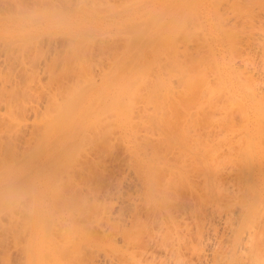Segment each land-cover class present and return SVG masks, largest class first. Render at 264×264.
I'll list each match as a JSON object with an SVG mask.
<instances>
[{
    "label": "rangeland",
    "instance_id": "374dc122",
    "mask_svg": "<svg viewBox=\"0 0 264 264\" xmlns=\"http://www.w3.org/2000/svg\"><path fill=\"white\" fill-rule=\"evenodd\" d=\"M8 1H6L7 5H8ZM17 1L18 0L10 1L9 2L10 5L5 8L6 12L3 11L0 13L1 14V17H0L1 18L0 19V49H1L0 50V57H1L0 58V65H1L0 66V80L1 81H0V83L2 81H4L3 77H5V81L8 83H9L8 80L13 78L10 81V83H11L12 81H14L15 77L18 76V74L20 75V73H21L20 68H22L20 65L22 64V61H23L21 54L23 52V49L25 48L24 53H26L25 51H27V53H26V55L24 54V56H26L25 59L26 60L28 59V62L25 61L26 63H23V64L31 72L27 73V71H29V70L26 69L27 75L25 76L24 80H28L29 82L24 81L23 86H25V85L27 87L31 86L29 90L33 93H30V91H27V93H29V94H27L24 97V100L22 101L23 104L21 103L22 108L25 107V109H23V111L20 112L21 115L17 114L18 116H21V118L17 117L18 119L14 120V116L12 117V119L10 118L11 116H7V119L9 121L12 120L13 122L17 121L19 123H22L25 128L24 127H22L24 129H22L21 127H18V128L19 129L21 128L26 133L29 132V131L27 132V130H30V128H32L34 120H35L34 119L35 116H34L33 111L36 108H34V107L36 106L38 108L41 106V108H42V106L46 105V103H47V98H48L47 93L48 92H46V93L44 92L47 90L43 89V87H41V84H38L39 86L37 84H35V83H39L40 78H42V77L45 78L46 74L45 75L43 74L44 73L43 66L45 65L44 64L45 60L49 56L48 54L46 56V53H49L50 55H52V53H54L53 51H56V50L59 51L56 46H58V48H60V50H64L63 52L67 53L66 50L68 47H70V44L69 45L66 44V46H64V44L67 41H69L65 38L68 35L67 32L70 33L72 31V32L79 33V35L84 34V36L82 37L83 39H84V37H85V39H88L89 37L86 38L88 35H90V36L93 34H94V36L96 35L95 40L93 39L94 36H93V38H91V43H94L92 48H94L96 45V48L94 50H96L99 46V45H97V42L99 44V41H101L99 39L102 38V41H103L104 38L106 39V37H108V39L110 40V43L108 41H107V43H109V45L113 44L114 49L117 46H120L119 44L122 45V46H120L121 51L117 47L118 50L120 51V52L119 51L118 52L119 53L122 52V54H120V56L118 55L119 58L118 59L116 58L117 61H114L115 59L113 60L115 62L114 64H113V62H111L112 59L108 61V58L111 54L108 57L106 56L107 62L110 63V64L106 63L107 67H110L108 69L109 70L108 71L105 68L106 65L104 66V64H103L102 67H104V68H101L102 64L100 66L97 65V62L99 60L98 57L102 54L101 51H100V55H99V50H98L99 56L96 57L97 56L96 55L97 53H95L96 51L93 52V50H91V53H95V55L92 54L93 57L92 56L91 57L94 58V61H95V58H98V60L96 59L97 61H95L97 67L93 68V71L95 70L94 71L95 74L91 73L92 76L91 75L90 76L91 77H94V76L98 77L96 79V81L100 80V81H98V83H100L102 81L106 82L107 80H111L113 85H114V83L117 84V89H114V90H117L118 93H114V94L112 93L109 96H107L110 98L112 96V100L108 101L107 104L110 106L109 109L110 108H111V110L113 109L112 110L113 113L109 112V115L107 114V117L108 118L111 117V118H109V120L111 121L113 119L112 115L116 114V115H114V116H116V122H114V119L111 121L112 123L110 122V124H113V125L115 124V125L114 126L111 125L112 128L110 129V126H109L110 124H103L104 122L106 123L108 120L107 118H105L106 117L105 115H104L105 116L104 118L107 120L102 122V125H100L101 129L103 130L102 135L104 133V130L106 133V136L104 135L103 137H105L106 139L109 138V140H106L104 138L105 140L103 139V141H102V140H100L102 138H100L95 145L93 144L94 147L92 148V150L90 148L91 144L95 140H97L98 137L101 135H98V136L95 135L97 132L99 133V131H97L98 129L96 128V131L94 133V129L92 128V127L95 128L97 126V123L100 124V122H96L95 123L96 125L93 122L94 126L93 125L90 126L89 124L92 123V120L96 121L95 116L98 113L97 111L98 110L102 111L101 108L104 109V108H106L105 105H107V104H105L106 102H103L102 104L95 106L94 105L95 99H96L95 98L96 94H95L93 97L89 96L91 98V100H92V98H95L94 101H92L91 103L88 102V124L86 126H89L90 128L88 127L89 131L86 134V136L88 135V137H86V139L91 138L90 134H92V133L94 134L93 136H95V137H92V139H90V141L93 140V142L91 141L92 143L86 142V143H88L90 150L87 151L88 148L85 146L86 143H85V145H82V143L84 144V141H89V140H85V139L83 140L82 139V143H80L83 135L81 137H78L77 139H75L74 141H72L70 143L66 142V144H69L68 146H66V147H68V149H70L71 146L74 144L75 145L77 144L76 146H79V143L82 145L80 147H82L81 149H83V152H84V153L82 152L83 156L85 155L87 160L84 158L85 159V162H84V159L81 158L83 156L81 154H80L81 157H79L80 155H77V153L79 154V152L82 150L80 149V147H76L74 149L80 150L78 152L76 150H74L77 152V153H75L76 156L79 157L80 160L83 159L82 161H80L76 157L78 162L80 161L81 164L82 163L86 164L88 162V159H90V160L94 159L92 162H95L94 164L97 163L96 164L97 166H91L89 164L91 166V168L89 167L88 169H91L89 171H91L92 173L87 171L88 169L86 170V168L84 167V170H85L84 173L89 172V173H86L87 176L91 175V176H88L89 180H92L91 183L88 181V177L85 176L86 174H84L82 171H81V173H83V176L87 178V181L89 183V184L87 183V185H86L87 181L84 177L82 178V177L77 176V175H80V170L77 169L79 172L73 171V172L77 173L73 176V174H74L72 172L73 168L71 167L72 170H71V168H70V170H68L69 167H67L65 165L66 163L69 166L71 165V163H72L71 159H73L72 158L73 156L75 159V154L72 156L73 153H72L71 149L68 151V152L72 153L69 156V158L67 157L68 152L66 153V157H65V158H67V160L65 159L66 161L64 160L65 154L62 155L63 154L62 153V154H60V155H62L61 159L58 160L59 155L56 156L55 158H52L53 161L56 158L58 161L56 160L55 164L53 163L52 166H48L47 168H49V167L50 168L48 170L44 169L43 172L37 171L34 173H27V174H24V172L22 173V170L24 167L33 164L35 162L34 160L37 161L38 154L35 155L37 152L34 150L36 148H39V147H37V145L35 146L36 148L34 147V149H32L36 153H32V155H31V151H32L31 150L30 154L28 153L29 155L25 154V156H28L29 159L31 156L34 157V158L31 157V159H32L31 161L28 160L27 158H24L25 157L24 156L23 158L25 160H28L29 162L27 161L25 163L24 159H22V161H23L22 163H25L23 165L21 163V159H19L20 161H18L17 164L19 165V163H21L20 165L22 167L20 165L18 166L19 167L18 169L16 167H14L17 169V171L12 170L13 171L12 172L10 170L12 173L8 172V173H10V175H8V173H7V177L3 181H5L7 179L9 181H12V180H15L16 178L19 177L20 182L16 181V182H14V183H16V185H13L14 183H12L8 187L5 186L7 189L4 187L0 188V204H1L0 210L2 208L1 206H3V208H4V206L9 207L8 202L10 200H12L13 197H14L13 198V200H14L16 195H18L20 193L23 194L22 191H24L26 188L29 189V191L31 190L30 194H29V191H27V189L25 190L24 193L26 194V191H27V195H29V196L32 193L33 197L30 196V198H31L30 200H33L32 202H29L30 200H27L28 201V203H27V201L25 202V199L22 200V198L17 199V201H19L18 203L24 201L23 203H20L23 206L25 205L24 203H27L30 205L33 203L32 204L33 208L31 209L32 206H30V209H31L30 211L28 208L26 209V210H28V213H32L31 216L26 217L27 220L29 219L28 217L31 218V219H29L30 223H28L25 218H24V220L22 219L23 221L20 220L21 222H23V223L25 222L28 225H30V226H28L27 224L25 225V223L24 224L22 223L23 225L28 226L30 231L28 230L29 234L27 235L28 236L27 237L26 234H27L28 228H25V226H24V228H21L24 231L26 229V231H25L26 234L21 229L20 230L17 229L18 226L21 227V225H20L21 222L18 219L25 212L23 211V206L20 207L19 206L20 204L18 205V203L14 200V202L17 204L14 206H18V208H20V210H22V212L17 211V213H19V214L22 213V214L21 215L16 214L17 216H15V215L13 216V212H14V214L16 213V211H13V208L11 211L12 215H11V213L9 215V212H10V211L8 212V210H10L9 208H7L8 210H6V211L8 212L9 223H11V221H13V219H15L14 223H18V221H19L20 224H17L16 228L14 227V223L12 224L13 228H10V225L8 224L9 230H7V228H6V227H8V225H7L5 227L6 231L5 230H4L5 232L3 231L5 235L2 234L3 232L1 230L0 238H2V240L4 238V240L3 241L1 240V241L4 242L6 240V242H7V243L5 242L6 245L8 244L7 246H10V247L7 248L6 245H5L6 247L4 245H2L5 243L0 242L1 243L0 245L4 246L3 248L0 246V251L3 249L0 252V257H1L0 261L2 262L5 260V264H6V262H7L6 258L10 257L13 260V262L11 260V264H20V263L21 264H103V263L104 264H214V263L215 264H255V263L264 264V259H263L264 258V248H263L264 247V244H263L264 243V109H263L264 108V84H263V82H264V43H263L264 42V35H263L264 34V0H224V2H223V0H218V2H217V0H213V1L212 0H140V1L136 0V1H139V3L137 2V4H139V6L136 3L135 4L133 3L135 5L134 7H133V4H131V3L129 4L127 2H129V1L134 2L135 0H132V1L131 0H124V2H123V0H121L122 2L120 0H118L119 2L117 0H116V2H115V0H114V2H113V0H112V2H111V0L110 1L108 0L109 2H107V0H104V1L103 0H96V1L93 0V1H95V3L93 5H95V4L99 5L98 7H100V8H98L96 6H95L96 8H93L94 6L91 4V2H93V1L91 0V2H88V6H87L90 10V11L88 10V24H87V27L81 28V30H80V28H78V25H75L72 30L70 29V27L72 25L69 23V20L71 18H73L74 16L79 17L76 14L77 12H74L73 10L67 8V4L69 3L70 0L69 1L68 0H50L49 3L46 2V3H48L47 8H49V10L51 11V14L53 12H55L54 14H56V12H57L56 15L53 14L51 18H47V19L45 17L42 18L41 12L37 11V10L42 9L41 7H38V5L41 4L40 0H25V1L21 0V2L24 1V4H25V5L22 4L23 10L25 9L26 5L28 8H30V7L33 8V11H34V8L36 6V10H35V12H32L31 9H28V10H31V12H32L31 14L29 13L30 15H27V13H26L25 14L26 16H20L16 20V22H12V23H14V24H12L5 18L9 14H11L10 12L15 13V12H18L19 9H21V11H23L22 7H21V3H19L20 4V6H19V4H17L18 3ZM34 1H37V2L39 1V2L37 3ZM88 1H90V0H88ZM97 1H99L100 3L104 2V4L103 3L100 4ZM3 2L4 1L1 0L0 5L6 6V3H4L5 4L4 5ZM117 2L120 3L119 4L120 6L125 2L127 4L124 5L125 6L124 9H123L124 6L123 7L121 6L122 7V9H121V7L118 6ZM140 2H143V3L140 4ZM75 3H77V2H74V4ZM110 3H112V4H110ZM113 3L115 6L120 7V10H119V8H117L115 6H114V8H115V10H114L113 9ZM115 3H117V5ZM16 4L18 6H16ZM49 4H50V7H49ZM56 4H59L60 6L59 5L57 6ZM107 4H108V7L110 6V11H109L108 7H106V9L108 10L107 11L108 13H106V11H104L105 9H101V6H100V5L105 6ZM55 5L57 7H55ZM79 5H82V4H79ZM128 5H130L132 7L129 6V8H127ZM103 6H102V8H103ZM19 7H21V8H19ZM54 7L56 9L58 8V11L56 9L54 11V9H53ZM136 9L137 10L141 9L140 15H137L135 17H131V16L129 17L127 15V13L129 11H133ZM28 10L26 9V11H28ZM43 11H45V10L43 9ZM46 11H48V9ZM99 11H101V13H99ZM103 11H104V13H103ZM7 12H9V13H7ZM125 12H126V15H122ZM33 13L36 16L32 15ZM37 14L38 15L40 14V18H38L39 16ZM106 15H107V17H106ZM42 16H44V15H42ZM130 18H132V19H130ZM134 22H138V24H136V23L133 24ZM149 22H151V23H149ZM184 22H186V24ZM146 23L149 25L151 24V25L149 26ZM111 24H112V26H110ZM106 25H108V26H106ZM145 25L148 26L147 30H144V28L146 29ZM182 25H184L183 27L186 26V28H182ZM138 26L140 27V29L142 28L143 33L139 29ZM159 26L161 28H159L157 30V28ZM132 27H135L138 30L137 29L135 30V28H133L134 29V31H133ZM114 28L116 31L114 30ZM129 28L132 29L133 33L130 32L131 30ZM197 28H198V30H197ZM110 29L112 30V32H110L111 31ZM127 29H128V31H126ZM123 31L126 32V36H128V39L123 38V37L126 38L125 32H123ZM135 31H137V32H135ZM180 31H182V32H180ZM11 32H15V34L12 35L13 37L10 35ZM58 32L60 34H58ZM62 32H66L67 35L61 34ZM97 32H98V35H100L99 33H101V35L103 34V36L100 38V36H98L96 34ZM129 32L131 33V34H129L130 36L127 35ZM134 32L135 33L140 32L142 35L140 36V33H138V36H140V38H137V36H135V38H137V39H135V38L134 39L138 40V41L132 42L134 44L133 45L131 43L130 39L132 40V38L134 37V36L132 37V35L135 34ZM76 33H73V34H75V36H77ZM104 33L107 34V36L104 35ZM56 34L58 35V39H57ZM109 34L112 35L111 39L109 38V36H110ZM42 35H43L44 39L42 38ZM59 35H62V36L65 35V37L64 38L62 36L59 37ZM52 36H54L55 39ZM71 36H72L71 39L75 38L74 35L70 34V37ZM67 37H69V35ZM97 37L99 38L98 39L99 41L96 40ZM113 37L116 40H112ZM196 37H200V38H196ZM37 38H41V40L39 41V39H37ZM52 38H53V40H52ZM59 38H60V40H59ZM20 39H22V40H20ZM61 39H62V41H61ZM85 39H84V41H86ZM105 39H104V41L106 42ZM119 39H123V41H121ZM55 40H56V42H55ZM75 40H77V38ZM75 40H72V41L75 42ZM79 40H81L80 37H79ZM117 40H119L121 43H119V41L117 42ZM189 40H190V42H189ZM256 40H258V41H256ZM72 41H69V42L71 43ZM93 41H95V42L97 41V42L95 43ZM127 41H129L131 43V45H129L130 43L129 42L127 43ZM171 41H172V43H171ZM82 42H83V40H82ZM86 42H88V44H89L90 40L86 41ZM114 42H115V44H114ZM169 42H170V44H169ZM188 42L190 45L188 44ZM260 42H262V43L260 44ZM48 43H49V45H48ZM72 43H71V45L73 46V48H76V45L74 47V43L73 44ZM117 43H119V44L117 45ZM123 43H125V45ZM185 43H187L188 46ZM103 44L105 45V43H103V42L100 44L101 48H102ZM11 45H12V47H10ZM21 45H23L22 48H21ZM106 45L108 46V44H106ZM106 45L104 47H107ZM113 45H112V47H113ZM127 45H129L128 46L129 49L126 48ZM1 46H3L5 49ZM54 46L56 47V50H55ZM72 46H71V48H72ZM88 46H89V49H91L90 45H88ZM91 46H92V44H91ZM166 46L167 47L170 46V49L167 48ZM171 46H173L175 48L176 52L172 49L173 47L171 48ZM186 46L188 47L189 50L195 51V52L192 51L193 54L195 53L194 54L195 56H194L193 54H191V52L189 50H187L188 53L190 52L191 56L193 55L192 58L194 60L197 59L196 54L198 55V53H200L198 55V57H200L202 55V57H200V60L201 61L204 60V61L201 62L198 59L199 60L198 63L194 62L195 64H192V65L189 63L190 66L184 65V66H186V67H184L183 64H185V62L182 64V62L179 60L185 59V57H184V59L182 58L185 54L184 55H182V54L186 51V48H187ZM27 47H28V49H30L31 47L32 48L28 51ZM45 47H46V50H45ZM65 47H67V48H65ZM83 47H81V48H83ZM164 47H166V49H167L166 51L164 50L165 49ZM197 47H199V48H197ZM200 47L203 49V51H201ZM47 48L49 49L50 52L49 51L47 52V50H48ZM51 48L52 49L54 48L53 51ZM117 48L114 50V52L117 50ZM179 48L181 49L180 53L182 52V49H184L182 54L179 53V50H180ZM194 48H196L197 50H195ZM204 48H206L207 50ZM257 48H258V50H257ZM6 49H7V51H6ZM19 49H21L22 51ZM89 49H88V56H89V58H91ZM99 49H100V47H99ZM123 49H125L124 55H123ZM126 49L129 51H127ZM161 49H163V50H161ZM9 50L10 51L12 50L11 51L12 53L9 52ZM71 50H70V52H71ZM171 50L173 53L178 52V54H177L178 57H176L177 55L175 53H174L175 57H173ZM4 51H5V53H4ZM17 51H19V52H17ZM38 51H40V52H38ZM43 51H45V52H43ZM140 51L143 53H146V55L144 57H141L138 55V57L136 58V61L134 60V62L131 63L130 62V58L132 57L131 54L132 53L133 54H139ZM163 51L167 52V54H165ZM28 52H29V54H28ZM42 52H43V54H42ZM14 53H16V54H14ZM19 53H20L19 59L22 58L21 62L19 60H17V58H16V55L18 57ZM115 53H117V52H115ZM119 53H117V54H119ZM161 53H163V54H161ZM185 53H187V52H185ZM205 53L206 54L208 53L207 56ZM7 54H11V55H9V56H12L11 60L14 58L13 55H15V58L17 60L16 62H15V60H14V62H13V60L12 61L10 59L8 60V61H11V63H16V64H14L15 65L14 67L13 66L7 67V66L11 65L10 62H8V63L6 62L7 61L6 59H8V56H5V55H7ZM40 54H42V55H40ZM179 54L182 57H180ZM113 55L115 57L117 56L116 54H113ZM166 55H168V56H166ZM163 56L167 57L166 58L167 61H165L163 59L164 63H163V61L159 62V60H162ZM169 56H171L170 59L173 57V61H172V59H171V61H170V59L168 60ZM187 56H186V58L188 59V61H190L192 63L193 59L189 60V58H191V57L188 58ZM208 56H209V58H211L210 62H207V61H209ZM5 57H6V59H5ZM34 58L36 60H34ZM106 58H104L103 61H106ZM110 58H111V56H110ZM112 58H113V56H112ZM177 58L178 59L180 58V59L178 60ZM2 59H4V60H2ZM37 59H39V60H37ZM174 60H176V62ZM92 61H93V59H92ZM156 61L159 62L157 65H156ZM168 61L171 64L173 63L172 67L170 66L171 68L170 67L164 68L165 63L167 62L166 64H168ZM95 62H93V64L91 63V65H94ZM178 62H180L181 64ZM32 63L34 66L32 65ZM153 63L156 65L155 70L157 69L158 72L154 71L155 65ZM160 63L164 64V65L162 64L164 70H166V69L171 70V71L170 70L165 71L167 73V74H165L167 80L165 78V75L162 76V74H164L165 72L163 71L164 72L163 73V72H161V69H159V68H161L159 66V65H161ZM175 63H176V67L175 66L173 67V65H175ZM177 63L180 64L182 67H184V68L181 67L183 71L186 70L187 68L188 69L190 68L191 71L187 69L188 72H183V73H186V74H184L186 77L181 74L182 73L181 68L179 66L177 67ZM25 64L26 65L28 64V65L26 66ZM35 64L37 65L36 67H35ZM111 64H113V66ZM146 64L147 65L149 64L150 67H151V64L153 65V69L151 68V71H153V72H151V73H153L154 75H155V73L156 74L159 73V75H161V80H163V81H160V82L158 81V82H159V84L162 83L161 84V86H163L162 90H160L161 87L159 85H157L158 83L156 82L159 77L155 78V76H158V74L153 77L156 79V80L153 79L154 83L156 82L155 84L157 85V87L159 86L160 89H158L159 87L157 88L156 86H155V88L157 91L160 90L161 94L165 89V91H166V92L164 91L165 92L164 94H166L165 96H169L170 93H172L171 95L175 94V96H176L177 93L179 92L178 90L181 89V91H182V92L180 91L181 97H180L179 93L176 97L173 95L175 97L174 99H172L173 97L171 95L170 96L172 98L170 96H169L170 98L167 97V99H171V101L176 100L175 102L180 103V104H174L175 102L172 101V103H171L170 100H167L168 102L170 101V104H172V105L168 104L170 107L176 106L175 108L174 107L172 108L173 109L172 111H171L170 107H168L167 102L164 101V97L162 96L163 94L160 95V93L159 94L157 93L159 95V96H156V97H158V99L155 98L156 100H154V96H153L154 93L152 95V93L150 92V91L153 92L154 90H149V92L151 93V95L153 97L152 99L154 101L151 98L149 99V97H151V96H150V94H148L149 97L146 96L147 94H145V93L148 91V88H145V85L141 86V87L144 86L143 91L145 89H147L146 91H144L145 93L142 92V94L144 96L141 95L142 97H139L141 93L138 94L139 96L138 95L136 96L137 93H134L133 88L136 86V81L138 82V80H140L142 76L146 77V75H148L147 76V78H148L151 74L150 69L148 68V66L146 67ZM186 64H188V63H186ZM39 65L40 66L42 65L41 66L42 71L40 70L41 68ZM91 65H89L90 68L94 67ZM195 65H196V67H198L197 71H196L197 68L195 67ZM198 65H200V66H198ZM28 66H30V67H28ZM168 66H169V64H168ZM144 67H146V68H144ZM209 67H212V68L210 69ZM8 68H12V69H8ZM38 68H39V71L37 70ZM90 68H89V70H91ZM98 68L101 70L105 69L107 71L104 70V72H106L104 74L103 71H99ZM147 68L149 71L146 70V72L148 71V73H150V74L147 73L145 75V73L144 74L142 73V70L143 69L145 70ZM177 68H179V70ZM16 69H17V71H16ZM199 69H201V70H199ZM6 70H8L9 72H7ZM32 70H33V72H32ZM89 70H88V72H89ZM96 71L99 74L103 73V76H100V78H99V74L97 75ZM176 71L180 72V74H178V72L176 73ZM10 72H11V76L9 78L8 75H10ZM35 72H36V74H33ZM41 72H42V74H41ZM143 72H145V71H143ZM168 72L169 73L171 72V73L169 74ZM173 72H175L174 77H172L174 80L171 77L170 78L167 77V76H170L171 74H172L171 76H173ZM189 72H190V74H191V72H195L196 75H198V74L199 75L197 77H194L195 78L194 79L193 76H195V75L192 73L193 75L191 74V76H192L191 77ZM29 74H31V75L33 74V75L31 76ZM213 75H215V76L213 77ZM13 76H15V77H13ZM182 76L185 78H189V77L190 78L187 80L186 79L183 80ZM202 76L204 78H206V80H204L206 82L201 81V80H203V79H201V78H203ZM207 76H209V77H207ZM32 77H34V78H32ZM95 77L92 79L95 80ZM143 77L141 80L144 79L146 81L147 78H145V77L143 78ZM175 77H177V78H175ZM178 77L180 78V80L182 77V80L187 81V82L183 83V81L177 80ZM59 78H60V76H59ZM133 78L135 80V84L131 83V85H129L130 79L132 80ZM6 79H8V80H6ZM42 80H43V78L41 79L40 83L41 82L43 83V81H45V79L43 81ZM86 80H88V79H86ZM144 80L141 81V83L139 82L140 84L138 86H140L141 84H144L143 83ZM153 80H152V76H150L151 82L149 84H152V86L149 85L150 87H153L155 85L152 83ZM158 80H160V78ZM170 80H172V81L170 82ZM189 80H193V82L195 83V84L194 83L192 84V85H194L193 88L190 87V86H192V85H190V83L192 81L189 82ZM47 81H48V79H47ZM88 81L90 82L91 80L89 79ZM164 81L166 83H168V85L170 84L171 87H173L172 85L175 82L176 85L174 84V86H176V87L170 88V86L168 87V85ZM244 81H245V83H244ZM4 82H2V83H4ZM132 82H134V81H132ZM146 82H145V84L147 85V83L149 81L147 83ZM178 82L179 83L182 82V85L186 84L184 87H186L187 91L192 90L191 94L188 92L190 95L189 94L184 95L185 93H187V91H185V89L182 90L184 87L180 86L181 84H179ZM171 83H172V85H171ZM57 84H58V82L56 81L55 85H57ZM35 85H37L38 87ZM53 85H54V83H53ZM55 85L53 86V90L58 87V86L55 87ZM132 85H134V86H132ZM164 85L167 86V88ZM217 85L218 86L220 85V86L218 87ZM138 86H136V88ZM149 86H146V87H149ZM33 87H34V91L32 90ZM105 87H106V85L104 84L103 86H100L98 88V90L102 91L105 89ZM248 87H250V89ZM38 88H40V89L38 90ZM169 88L171 91L169 90ZM176 88L178 89L177 93H176V90H174ZM206 88H207V90H206ZM112 89H113V86H112ZM132 89H133V92H132L133 96H135L136 100L139 98L137 101H135V99H132L131 101H135V102H132L133 104L130 101L131 98L129 99L127 96L128 94H129V96L132 95V93L130 92V91H132ZM40 90L42 91L43 94H40L41 93ZM38 91H39V93H38ZM135 91H137L139 93L142 91V89L140 88L139 91L138 90H135ZM204 92L207 93V94H205V96H203ZM210 93H211V95H209V97H208V94H210ZM49 94H52V93H49ZM39 95L40 96L42 95L41 96L42 98ZM115 96H117V100L114 98ZM27 97H28V99H27ZM35 97H36V99H34ZM38 97H40V98H38ZM49 97H50V95H49ZM146 97H147V99H146ZM159 97H163V100L159 99ZM140 98H141V100L143 99L141 102H140ZM148 99L150 100L149 104H148ZM165 99H166V97H165ZM158 100H160V101H158ZM120 101H121L122 105L119 104ZM126 101L128 104L129 103L132 104L131 107L134 108L132 110L133 112L135 110V112H134L135 116H134L133 112L129 109L128 104H126ZM157 101H158V103L159 102L161 103L163 101L166 104V106L164 104L163 105L165 106L164 109L167 111H164V112H163V110L161 111L164 113L163 115L159 109L156 110V112L152 111L153 110L152 109V107H153L152 102L154 103ZM203 101H205V102H203ZM1 102L2 101L0 100V103ZM24 102H25V104H24ZM113 102H114V104H113ZM190 102H192L193 105H190V104H192ZM196 102H198V103H196ZM135 103H137V104L135 105ZM144 103L146 106L144 105ZM182 103L183 104L185 103L184 106ZM36 104L39 106H37ZM130 104H129V106H130ZM0 105H1L0 106V115H1L2 111H4L5 107H4V104L2 106V103ZM27 105H28V107H27ZM108 105H107V107H108ZM201 105H202V108H201ZM29 106H30L31 110H30ZM113 106H114V108H113ZM134 106H136L137 108ZM138 107L140 109H141V107H143V108L141 109V111H138L137 110ZM147 108H148V110L151 108L149 110L148 114L144 113L147 116H151L152 113L155 116L158 112H160L161 114L159 113L155 117L151 116V117H154L151 119H150V117H147V116H146V118H143L145 115L140 114V113L142 112L143 109H144L143 111L146 112ZM167 108H169V109H167ZM199 108H201L202 111L199 110ZM203 108H205V109H203ZM32 109H33V111H32ZM43 109L45 110V112L46 111L49 112L48 109H50V108H48L47 110H46V108H43ZM43 109H42V111H44ZM94 109H96V110L93 112H90L91 110H94ZM106 109L108 110V108H106ZM128 109L130 110L129 112H128ZM194 109L195 110L197 109V110L195 111ZM105 110H103V112H105ZM168 110L171 112L169 113ZM100 111H99V113H100ZM197 111H198V113H197ZM5 112L6 111H4V113ZM23 112H26V114L24 113V116L22 115ZM103 112H102V115H103ZM241 112H242V114H241ZM44 114L46 117L48 116V118H45L44 116L41 117V115H39L38 118L41 117L44 119L40 118L41 120H36L35 123H37V122L39 123V124H37L39 126V128L42 126L41 123H44V126H45L47 121L49 123L46 126H48L49 124L51 125L52 129L50 126H49L50 128L49 127L47 128L46 126L45 127L49 130L47 133H49L50 131H52V133L47 134V133H45V131H42V128H43V126H42L40 128V130H41L40 133L42 132V134H40V135H42L43 137L39 135V138H41L40 141L42 140L41 144L43 145L45 143V141H47V139L49 138L48 141L45 143V145H49L53 142V139H54L55 135L57 134V132H59L61 129H63V127L61 125H59L58 121H61V120L57 121V118L55 115H51L52 117H50L48 115V113H44ZM137 114H139L140 117H142V118H140L139 115H137ZM199 114H201V115H199ZM100 115H101V113H100ZM121 115H122V117H121ZM130 115H132V121L135 122L138 120V121H140V124L143 126L140 125V127H141L140 128L139 126H137V124L139 125V123L135 124L133 122L131 124L130 123V120H131ZM164 115L167 117V119L164 117ZM187 115H188V117H187ZM219 115H221V116H219ZM98 116H96L98 119L97 121H99V119H100V117L98 118ZM222 116H224V117H222ZM127 117H129L130 120ZM135 117H136V119H135ZM137 117H138V119H137ZM160 117H163L164 121L163 120L162 121L165 123V126H163L164 123L161 121L162 118H160ZM242 117H244V118H242ZM147 118L152 120V123L150 120H147ZM15 119H16V117H15ZM23 119H25V120H23ZM141 119H142V121H141ZM52 120H53V123L50 122ZM103 120L104 119L102 118V121ZM165 120H167V121H165ZM207 120H209V121H207ZM12 121H11V124L13 123ZM117 121H119V122H117ZM168 121H170L169 124H168ZM221 121H223V122H221ZM31 122H33L32 126H30ZM54 122L56 125L58 123V125L56 126L54 124ZM159 122L163 123V125H160ZM155 123L159 124V125H155ZM218 123H219V125H218ZM225 123H226V125H225ZM26 124H28V125H26ZM52 124L54 125V127ZM122 124L123 125L126 124L127 127L125 125L123 126ZM127 124L129 125V127H131L130 125H133V127H131L132 129L129 128ZM172 124H173V126H171ZM190 124H191V126H190ZM14 125H13V127H15ZM105 125H107L109 130H111V131H109V132H111L110 134L107 133L108 128ZM120 125H122V126L120 127ZM144 125L145 126L148 125V126L145 127ZM151 125L153 127L149 128V126L151 127ZM27 126H29V127H27ZM103 126H104V128L105 127L106 128L104 129ZM135 126H137L138 128L136 127V129H135ZM26 127H27V129H26ZM58 127H59V129H58ZM74 127H76V125ZM114 127H115V134L118 133L117 135L114 134V130H113ZM116 127H117V129H116ZM124 127H126L127 130H124ZM157 127H160L158 129L160 131V134H162L163 132H165V134L163 133L162 136L160 134H158L159 132H157L158 131ZM164 127L166 129H164ZM91 128L93 130H90ZM121 128H122V130H121ZM133 128H134V130H133ZM162 128H163V130H162ZM16 129H17V127H16ZM101 129H100V131H101ZM137 129H138V131L136 132ZM44 130H46V129L44 128ZM161 130L163 131L162 133H161ZM149 131L151 133H149ZM145 132H147V133H145ZM62 134H64V131ZM108 134H109V136H108ZM125 134H126V136H125ZM136 134H137V136L139 135L138 140L141 139L142 143L148 140L146 142V145L147 144L149 145V143L151 145V142H152L153 146L151 145V147L149 146L150 148L147 147V149H146L145 148L146 146H144L145 143L141 144L140 140L137 142V139H135V138H137ZM143 134H145L144 137H143ZM157 134H158V136H157ZM48 135H50V137ZM119 135H120V137H118ZM44 136H45V138L47 136L48 137L45 139ZM64 136H65V134H64ZM114 136H116L118 139L115 138ZM164 136H166V137H164ZM148 137H150V139ZM43 138L45 139L44 143H43ZM66 138H69V136ZM145 138H147V139H145ZM38 139L36 140L35 144H37L39 142ZM121 140H123L124 142ZM106 141L108 143L105 144ZM75 142H77V143H75ZM100 142H103V143H100ZM98 143H100V144H98ZM41 144L39 143V145H41ZM96 145H98V146H96ZM194 145H196V146H194ZM84 146H85V148H83ZM108 146H110V147H108ZM143 146H144V148H143ZM202 146L204 148H202ZM72 147H74V146H72ZM97 147H100V148H97ZM129 148H130V150H129ZM140 148H142L143 150L142 149L140 150ZM93 149H95V151ZM97 149L103 150L102 154L105 151V154L107 153V155H105L103 157L104 154L103 155L100 154L99 155L101 157L100 159H99V156L96 155L97 156V159H96V156L94 154H98ZM104 149H106V150H104ZM196 149L198 151H196ZM199 149H200V151H199ZM36 150L38 152H40V150H38V149H36ZM154 150H155V152H154ZM202 150H203V152H202ZM204 151L207 153H205ZM85 152H86V154L88 153L87 155L91 156V157L88 158L87 155L85 154ZM93 152H95V153H93ZM110 152L112 154H110ZM152 152H154V156H156V157L153 156L154 157L153 158L152 156H150ZM90 153H92V154H90ZM99 153H101V151ZM185 153H187V156ZM155 154H158L159 156H157ZM203 155H205V156H203ZM192 156H195V157H192ZM104 158H105V160H104ZM62 159H63V162L61 164L62 165L64 164L65 167H64V165L63 166L61 165V167H60L59 163L57 164V162H59V161L61 162ZM138 159H139V161H138ZM197 160H198V162H197ZM97 161L99 162V165H98ZM101 161H102V163H101ZM88 163H90V161ZM81 164H79V166H81ZM132 164H133V166H132ZM57 165H59L58 168L63 167V169H62L63 171L68 170V171H71L72 173L69 172V174H67L68 172H66V171L62 172L60 170V168H59V170H60V173H59L58 169L56 168ZM76 165H74L73 167L74 168L79 167ZM155 165H156V167H155ZM101 166H102V168H101ZM81 167H83V166H81ZM94 167H96V168H94ZM154 167L156 169H154ZM249 167H251V168L249 169ZM97 168L98 169L101 168V169L97 170ZM103 168L106 171H103L104 170ZM245 170H246V172H248V170H251L248 172L250 174L249 176L245 172ZM96 171L98 174L95 173ZM99 171L103 172L104 175H102ZM56 172H58L59 174L57 175ZM155 172H156V174H155ZM62 173H65L64 174L65 177L63 176L65 179V182L69 179L68 178L66 180V178L69 176L70 179L72 178L73 182L75 181V183L77 184V186L75 185V187H76L75 188L72 185V182H70L72 185V186L70 185L71 190L69 188L68 183H67V185L65 184V186L62 185V187H61V188L66 189V190L68 188L69 189L67 191L64 190L66 194L68 193L67 197L65 196L66 198L62 195L60 196V198L63 197V199H64V202L62 201L63 200L62 198L60 199L62 201V202H60V204L64 205V203H65V205H66L67 203L68 204L71 203L69 205L67 204L66 207H68V206L71 207L70 210H72V211L68 210L69 207L68 208L64 207V208H66V209H64V211H62L63 208H61L62 210L59 209V212H58V209H57L56 211H54L55 214L54 213L52 214L53 208L54 209L57 208L54 206L57 203H55L54 205L53 204L51 205V202H52L51 199L53 198V197H51L52 196L51 192H54L53 194L57 193L56 195H60L59 193L62 192V191L60 192L61 188L59 189L56 186L57 183L53 186H52V184H54L55 181H59L60 179L62 180V177H61ZM93 173H95V174H93ZM208 173L210 174L209 175L210 177L208 176ZM92 174H93V176H92ZM179 174L183 177L179 176ZM239 174H240V176H239ZM241 174H242V177H241ZM56 175L58 178H56ZM80 176H82V174ZM250 176H251V178H250ZM28 177L31 178V182L27 183V180L29 179ZM52 177H54V178L52 179ZM77 177L81 178L82 180L84 179L83 181L81 180L83 182V184H80V182H79L80 179L77 180L76 179ZM180 177H181V179H180ZM243 177H245V178H243ZM248 177L250 180L249 179L247 180ZM72 179H71V181H72ZM93 179H96V180H93ZM243 179H244V181H243ZM245 180H246V182H245ZM242 181H243V183H242ZM249 181H250V183H249L250 185L247 184L248 185L247 186L246 183H248ZM75 183H73V184H75ZM84 183H85V186H84ZM238 183L241 184L242 187H239L240 185ZM24 184H26V185L24 186ZM57 185L61 186V184H59V182ZM88 185H90V186H88ZM21 186L22 187L24 186V187L22 188ZM28 186H29V188H28ZM54 186H56L58 189H55L56 187H54ZM83 186H84V188H79L81 190L83 189L82 193L80 195L81 197L80 198L77 197L78 199L75 200L76 195H74V194L76 193L77 196H79L78 193L81 192V190H79L78 187H83ZM90 187H92V188H90ZM171 187H173V188H171ZM51 188L53 190L54 189L55 190L53 191V190H51ZM85 188H89V190H86ZM11 189H13V191H15V189H16V191H15L16 194L14 192H12ZM72 189H73V192H72ZM75 189H77V190L75 191ZM56 190H59L58 191L59 193L55 192ZM4 191L5 192L8 191V192H6V194L7 193L8 194L7 195L5 194L6 196L11 195L12 197L8 196L9 198L7 199V197H5L1 194ZM64 191H63V193H64ZM68 191L72 192L73 194L72 193L70 194ZM83 191H84V193L86 192L85 195L88 197L87 199H89V200H87V202L92 201L91 203H86L87 205H85V206L82 203L84 201L86 202V199H84L83 201L81 200V199H83V197H86V196H83L84 195ZM88 191H90L89 193L91 195L94 193L95 197L93 195L92 196H93V199L96 198L95 201L92 200V196L90 194L89 195L91 198L87 195ZM9 192L14 193V194L13 195L9 194ZM95 193H97L98 196H96ZM22 194H20V195H22ZM50 194H51V196H50ZM69 194H70V196H69ZM20 195H19V197H23ZM56 195H55V197H56ZM29 196H28V198H29ZM2 197L6 198V199H3ZM17 197L18 196H16V198ZM25 197L26 196H24L23 198H25ZM248 197H249V199H248ZM58 198H59V196H57V198L55 200L54 199L53 200L56 202V200ZM20 199H21V201H20ZM69 200H71V201H69ZM48 201H49V203H48ZM10 202H9L10 206L13 207V205H11L12 201H10ZM14 202H13V204H15ZM75 202L76 203L80 202V204L79 203L74 204ZM94 202L95 203L97 202V204L95 206H94V204H95ZM57 205L60 206L59 204H57ZM63 205H62V207H63ZM71 205H73V206L79 205V208L78 207L77 208L81 211L76 209L75 206L73 207ZM81 205L84 206L83 210L80 207ZM89 205L94 206V207H88ZM26 206L28 207V205H26ZM26 206H24V207L26 208ZM86 207L88 209L86 211L87 212L90 211L91 214L89 212H88L89 213L88 214L86 211H84L86 209ZM3 208H2V210L5 211V209H3ZM18 208H14V210H16ZM45 208L48 210V215L45 214ZM242 208H243V210H242ZM74 209L78 210L79 213L77 211H75ZM257 209L259 212L257 211ZM83 211L86 214H84ZM243 211H247L246 212L247 215L245 214L246 215L245 217L242 216ZM2 212L0 211L1 214H2ZM7 212H6V215H7ZM72 212H74V213H72ZM3 214H4V212H3ZM25 214L27 215V213H25ZM87 214L89 215V220L91 219V221L88 220ZM24 215H23V217H25ZM3 216L5 217V214ZM77 216H79V217H77ZM14 217H17L18 219L14 218ZM8 218H6L7 223H8ZM21 218H22V216H21ZM53 219L55 221H57V220L58 221L55 223V221ZM64 219H66V221H64ZM93 219H94V222H92ZM4 220H5V218H4ZM77 220H79L80 223L76 222ZM86 220H88V221H86ZM50 221H51V223H50ZM2 222H4V225L7 224V223L5 224V221H2ZM64 222H66V223H64ZM60 223H62V224H60ZM48 224H50V225H48ZM56 224H57V226H56ZM85 224L87 226H85ZM12 225H11V227H12ZM23 225H22V227H23ZM45 226H46V228L48 227L49 229L45 230L46 229ZM64 226H66V227H64ZM55 228H57V229H55ZM85 228H88L87 229L88 233H87V230ZM1 229H3V228L1 227ZM13 229L14 230L17 229L18 231H15L16 233L12 234V231H14ZM53 229L55 231L57 230L58 232L57 231H56V233H55V231L53 232ZM70 230H72L73 232L72 231L70 232ZM60 231H61V234H60ZM66 231H67V233H66ZM6 232H7V234H6ZM17 232L19 234H17ZM22 233H23V235H22ZM52 233H54V235ZM247 233L250 235H248ZM24 234H25V236H24ZM73 234H75V235H73ZM2 235H4V236L1 237ZM15 235H19V237H20V240H21V241H19L20 246H27L26 252H25V250H23L22 247L18 248L19 238H17L18 236L16 237ZM20 235L23 236L22 239H21ZM6 237H8V238L6 239ZM24 237H25V239H24ZM49 237H51V239ZM15 238H16V244H18V245H15V241L13 240ZM68 238H69V240H67ZM245 238H246V241H245ZM23 239H24V241H23ZM53 239L55 241L52 242ZM253 239H254V241H253ZM72 240H75V241H72ZM247 241L249 244L247 243ZM23 242H25V244L21 245ZM54 242H56V243H54ZM64 242H66V243L68 242V243L64 244ZM72 243L74 245H72ZM55 244L58 247L61 246L60 248H64V249L67 247L71 248V246H72L73 252L71 254H69V252H71L72 249H70V251H69V249H65V250L64 249H57L56 248L57 246ZM62 244H64L65 247L64 246L62 247ZM69 244H70V246H69ZM75 245H76V247H75ZM254 245H256V246H254ZM16 246H17V250L15 249ZM252 247H253V249H252ZM52 248H53V250H52ZM78 248H79V251H78ZM254 248H256V249H254ZM54 249H56V251ZM222 249H223V251H222ZM14 250H15V252H14ZM64 251H65V253H64ZM76 251H77V253H76ZM2 252H3V254H7V256L9 254V256L7 257L6 255H3V254L1 256ZM254 254H255L256 258L254 257ZM260 255H261V257H260ZM261 258L263 260H261ZM259 260H261V261H259ZM1 262H0V264H3Z\"/></svg>",
    "mask_w": 264,
    "mask_h": 264
},
{
    "label": "bare ground",
    "instance_id": "6f19581e",
    "mask_svg": "<svg viewBox=\"0 0 264 264\" xmlns=\"http://www.w3.org/2000/svg\"><path fill=\"white\" fill-rule=\"evenodd\" d=\"M0 1H1V0H0ZM3 1H4V2H3V4H4V3H6V1H8V0H3ZM10 1H12V0H9V1H8V5H7V3H6V6L0 5V13L3 12V11L6 12V9H5V8H6L7 6L10 5V4H9ZM15 1H16V0H15ZM24 1H25V0H24ZM24 1L21 2V0H18V1H17L18 3H17V2H16V3H17V4L21 3V7H22V4H24ZM40 1H41V4H39L40 6L38 5V7H41L42 9H41V10H37V11H38V12H39V11L41 12V17H42V18H43V17H45L46 19H47V18H51L52 15H53L55 12H53V13L51 14V11L49 10V8H47V7H48V3H49L50 0H40ZM68 1H69V0H68ZM92 1H93V0H92ZM95 1H96V0H95ZM95 1H93V2H91V0H90V1H88V0H70V1H69V3L67 4V8L73 10L74 12H77L76 14L79 16V17L74 16L73 18H71V19L69 20V23L72 25V26L70 27L71 30L73 29V27H74L75 25H78V28H80V30H81V28H85V27H87V24H88V10H89V8L87 7V6H88V2H91V4L93 5V4L95 3ZM103 1H104V0H103ZM109 1H110V0H109ZM109 1L107 0V2H109ZM117 1H118V0H117ZM120 1H121V0H120ZM131 1H132V0H131ZM139 1H140V0H139ZM139 1H136V0H135L134 2H133V1H132V2H130V1L127 2V1H126V2L129 3V4H130V3H131V4H133V3H134V4H135V3L137 4V2L139 3ZM212 1H213V0H212ZM34 2H37V1H34ZM38 2H39V1H38ZM38 2H37V3H38ZM46 2H48V3H46ZM74 2H77V3L74 4ZM78 2H79V3H78ZM97 2L100 3L99 1H97ZM111 2H112V0H111ZM113 2H114V0H113ZM115 2H116V0H115ZM118 2H119V1H118ZM118 2H117V3H118ZM121 2H122V1H121ZM123 2H124V0H123ZM126 2L123 3L121 6L123 7L124 5H126V4H127ZM143 2H144V1H143ZM143 2H140V4L143 3ZM217 2H218V0H217ZM223 2H224V0H223ZM1 3H2V2H1ZM54 3H55V2H54ZM54 3H53V4H54ZM102 3L104 4V2H102ZM102 3H100V4H102ZM117 3H115V4L117 5ZM156 3H157V2H156ZM17 4H16V6H18ZM79 4H82V5H79ZM91 4H90V5H91ZM110 4H112V3H110ZM119 4H120V3H118V6H120ZM134 4H133V7L135 6ZM218 4H219V3H218ZM4 5H5V4H4ZM24 5H25V4H24ZM35 5H36V4H35ZM56 5L58 6L59 4H56ZM56 5H55V7H57ZM75 5H76V6H75ZM137 5L139 6V4H137ZM16 6H15V7H16ZM19 6H20V4H19ZM32 6H33V5H32ZM59 6H60V5H59ZM93 6H94L93 8H96V7H98L99 5H96V4H95V5H93ZM95 6H96V7H95ZM100 6H101V9H105L104 11H106V13H108V12H107L108 10L106 9V7H108V4L105 5V6H103V5H100ZM102 6H103V8H102ZM114 6H115V5H114V3H113V9L115 10ZM118 6H115V7L119 8V10H120V7H121V6H120V7H118ZM129 6H130V5H128L127 8H129ZM148 6H149V5H148ZM166 6H167V5H166ZM221 6H222V5H221ZM1 7H2V8H1ZM15 7H14V8H15ZM21 7H19V8H21ZM24 7H25V6H24ZM49 7H50V4H49ZM55 7L53 8L54 11H55V9H56ZM89 7H90V6H89ZM122 7H121V9H122ZM130 7H132V6H130ZM8 8H9V7H8ZM17 8H18V7H17ZM46 8L48 9V11H46V10H47ZM98 8H100V7H98ZM98 8H97V9H98ZM117 8H116V9H117ZM124 8H125V6L123 7V9H124ZM156 8H157V7H156ZM26 9H27V10H28V9H31L32 12H35V10H36V6H35L34 11H33V8H31V7L28 8L27 5H26V7H25L24 10H23V7H22V10H23V11H21V9H19L18 12H15V13H14V12H13V13L10 12L11 14H9L5 19H7L10 23H12V22H16V20H17L20 16H26V15H25L26 13H27V15H30V14L32 13L31 10L26 11ZM37 9H38V8H37ZM43 9H44L45 11H43ZM51 9H52V8H51ZM108 9H109V11H110V6L108 7ZM113 9H112V10H113ZM218 9H219V8H218ZM9 10H10V9H9ZM56 10L58 11V8H57ZM99 10H100V9H99ZM7 11H8V10H7ZM13 11H14V10H13ZM42 11H43V12H42ZM89 11H90V10H89ZM101 11H102V10H101ZM101 11H99V13H101ZM104 11H103V13H104ZM140 11H141V9H140V10H137V9H136V10H133V11H129V12L127 13V15H128L129 17H130V16H131V17H135V16L141 14ZM47 12H48V13H47ZM7 13H9V12H7ZM29 13H30V14H29ZM44 13H45V14H44ZM49 13H50V14H49ZM95 13H96V12H95ZM106 13H105V14H106ZM109 13H110V12H109ZM144 13H145V12H144ZM219 13H220V12H219ZM5 14H6V13H5ZM56 14H57V12H56ZM56 14H54V15H56ZM32 15H35V14L33 13ZM37 15H38V14H37ZM42 15H44V16H42ZM122 15H126V12H125L124 14H122ZM217 15H218V14H217ZM35 16H36V15H35ZM38 16H39L38 18H40V14H39ZM110 16H111V15H110ZM0 17H1V14H0ZM28 17H29V16H28ZM92 17H93V16H92ZM106 17H107V15H106ZM191 17H192V16H191ZM36 18H37V17H36ZM136 18H137V17H136ZM150 18H151V17H150ZM0 19H1V18H0ZM65 19H66V18H65ZM130 19H132V18H130ZM146 19H147V18H146ZM149 20H150V19H149ZM151 20H152V19H151ZM193 20H194V19H193ZM42 21H43V20H42ZM147 21H148V20H147ZM66 23H67V22H66ZM131 23H132V22H131ZM135 23L138 24V22H134L133 24H135ZM147 23H148V22H147ZM147 23H146V24H147ZM149 23H151V22H149ZM184 23L186 24V22H184ZM224 23H225V22H224ZM12 24H14V23H12ZM34 24H35V23H34ZM123 24H124V23H123ZM123 24H122V25H123ZM127 24H128V23H127ZM127 24H126V25H127ZM147 25H149V24H147ZM147 25H145V26H146V29L144 28V30H147V29H148V26H147ZM150 25H151V24H150ZM150 25H149V26H150ZM8 26H9V25H8ZM106 26H108V25H106ZM110 26H112V24H111ZM145 26H144V27H145ZM183 26H184V25H182V28H186V26H185V27H183ZM196 26H197V25H196ZM90 27H91V26H90ZM102 27H103V26H102ZM138 27H139V26H138ZM180 27H181V26H180ZM133 28H135V27H132V29H133ZM159 28H161V27L159 26V27L157 28V30H158ZM195 28H196V27H195ZM129 29H130V28H129ZM132 29H130V30H131L130 32H132ZM136 29H137V28H135V30H136ZM139 29H140V27H139ZM110 30H111V29H110ZM110 30H109V31H110ZM114 30H115V28H114ZM117 30H118V29H117ZM137 30H138V29H137ZM140 30H141L142 33H143L142 28H141ZM140 30H139V31H140ZM185 30H186V29H185ZM197 30H198V28H197ZM197 30H196V31H197ZM115 31H116V30H115ZM115 31H114V32H115ZM126 31H128V29H127ZM133 31H134V29H133ZM110 32H112V30H111ZM123 32H125V31H123ZM130 32H129L127 35L131 34ZM135 32H137V31H135ZM135 32H134V33H135ZM145 32H146V31H145ZM180 32H182V31H180ZM183 32H184V31H183ZM192 32H193V31H192ZM67 33H68L69 37H67L68 35L66 34V32H62V33H61V34H66V35H67L66 37H65V35H64V36L59 35V37H60V36H62L63 38L65 37V38H66L67 40H69V41L75 40V39L77 38V40H75V42L72 41V42L74 43V47H75V45H76V48H73V46L71 45L72 42L70 43L69 41H67V40L65 39L67 42H66L65 44L62 42V43L64 44V46H66V44H67V45L70 44V47H68V48L65 47V48H67V50H66L67 53L63 52L64 50H60V48H58V46H56V47H57V49H58L60 52L57 51V50H56V47L54 46V48H55L56 51H53L54 48H53V49L51 48L52 51L54 52V53L51 52L52 55H50L49 53H46V56H47V54L49 55V56H48L49 58H48V57H47V59L45 58V59H46V60H45V63H44L45 65L43 66V69H44V70H43V71H44L43 74H44V75L46 74V75H45V78L42 77L43 75L41 76V77L43 78V80L45 79V81L42 80L44 84H43L42 82L40 83V81H41L42 78H40L39 83H35V84H37V85H38V84H41V87H43V89L47 90V91H44V90H43L45 93L48 92V93H47V94H48L47 103H46V105L42 106V108H41V106L38 107V108H37L36 106H35V107L33 106L34 108H36V109H34V111H33V109H32V111L34 112V116H35L34 119H35V120H34V123L31 122V125H30V126H32V123H33V126H32V128H30V130H27V132L29 131L28 133H26L24 130H22V129L25 128L24 125H23L22 123H19V122H17V121H14V122H13V121L11 120L13 116H14V120H17L18 118H21V116H18V115H21L20 112H22L23 109H25V107L22 108V106H21V105L23 104L22 101L24 100V97H25L27 94H29V93H27V91H30L29 89H30V87H31V86L27 87V86L25 85V86L28 88V89H27L25 86H23L24 81H28V80H24L25 76L27 75L28 72H31V71H30L29 69H27V68L24 66V64H23V63H26L25 61L28 62V59L26 60V59H25L26 56H24V54L26 55V53H27V51H25L26 53H24L25 48L23 49V52H22V54H21V55H22V58H23V61H22V58L19 59L20 53L18 54V57H17V55H16L17 60H19L20 62L22 61V64L20 65V66L22 67V68H20V70H21V73L19 72L20 75L18 74V76H16V77L13 76V77H15V79H14V81H12L11 83H10V81H11L13 78H11L10 80L6 79V80L9 81L10 84H9L8 82L5 81V77H3L5 82L2 81V82H4V83H2V82L0 83V84H1V85H0V100L2 101V102H1V103H2V106H3V104H4V107H5L4 111H6L5 113H4V111H2V114L0 115V188H2V187L6 188V187H8L9 185H11L12 183H14V182H16V181H17V182H20V181H19V177L16 178L15 180H12V181H9L8 179L5 180V181H3V180L6 179V177H7V173H8V172H11L12 170H13V171H15V170L17 171V169L19 168L18 166L23 162L22 159L27 158L28 160L31 161V160H32L31 157H33V156H31L32 153H36V152H37L35 155L38 154V159H37V161L34 160L35 162L33 161V162H34L33 164L28 165V166H26V167L23 168L22 173L24 172V174H27V173H34V172H37V171H38V172H39V171L43 172L44 169H47V170H48V169L50 168V167L47 168L48 166H52L53 163H54V164L56 163L57 158L54 160L55 162L53 161L52 158H55L56 156L59 155V159H58V160H60L61 157H62V155L65 154V156H64V160H65V159L67 160V158H65V157H66V153H67L70 149H71V151H72L73 154H72L71 152H68V153H67V155H68L67 157H68V158H69V156H70L71 154H72V156H73L75 153H77L78 151H80V150H76V149H74V148H76V147H80V146H82V145H85L86 142H91V141L93 142V140L90 141V139H92V137H95V136H93V135H94L93 133L90 134V135H91V138H89V139L87 138V139H86V137H88V135L86 136V134H87L88 131H89V130H88V127H89V126H86V125L88 124V102L91 103V102L94 101V99L96 98V99H95V103H94L95 106H97V105H99V104H102L103 102H106L105 104H107L108 101L112 100V96H111V98H110V97H107V96H109V95L112 94V93H113V94H114V93H118L117 90H114V89H117V84H116V83H114V85H113L112 82H111V80H107L106 82L102 81V82L98 83V81H100V80H97V81H96V79H97L98 77H95V76H94V77H95V80L92 79V78H94V77H91V76H92L91 73H94V74H95V72H94L95 70L93 71V68L97 67V65L100 66L101 64H102V65H101V68H104V67H102L103 64H104V66L106 65L105 68L108 70L110 67H107V64H110V63L107 62V58H106V56L108 57L110 54H111V55H110L111 58H110V56H109L110 59L108 58V61L112 59L111 62H113V64L115 63L114 61H117V59L119 58L120 54H122V52L119 53V52L121 51V50H120V49H121L120 46H122L121 44H119V43H121L119 40L123 41V39H119V40H117V42L119 41V43H117V45H118V44L120 45V46H117V47L119 48L120 51H119L118 48L116 47L117 50H116L115 52L119 53V54H117V53L114 52V50L116 49V48L114 49V45H113V44H110L111 46L109 45L110 40L108 39V37H106V39L104 38V39L106 40V42L104 41V39H103V41H102V38H101V37L103 36V34L101 35V33H99L100 35H98V32L96 33V34H97L98 36H100V38H101V39H99V38L97 37L96 40H97V41L101 40L103 43H105V45L108 44V46L106 45L107 47H104L105 45L103 44L104 46L102 45V48H103V49H102V48H101V45H100L102 42L99 41V44H98V42L96 41V42H97V45H99L98 48H97L96 50H94V49L96 48V45H95L94 48H92L94 43H91V38H93L94 34L91 35V36H90V35H88V36L86 35V36H87L86 38L89 37L88 39L90 40V42H89V44H88V42H86V41H89V40H88V39H85V37H84V39L86 40V41H84V39L82 38V37L84 36V34H83V35L80 34V35H81V36H80L79 33L72 32V31H71L70 33H69V32H67ZM73 33H76L77 36H78V35H79V36L77 37V36H75V34H73ZM132 33H133V32H132ZM138 33H140V32H138ZM138 33H135L134 35H132V37H133V36H134V37L132 38V40L130 39L131 43L134 42V41H138V40H135V39L140 38V36L142 35V34L140 33V36H138ZM178 33H179V32H178ZM195 33H196V32H195ZM198 33H199V32H198ZM198 33H197V34H198ZM14 34H15V32H11L10 35L12 36V35H14ZM58 34H60V33L58 32ZM70 34H71V35H74L75 38H74V39H71L72 36L70 37ZM123 34H124V33H123ZM191 34H192V33H191ZM262 34H263V33H262ZM52 35H53V34H52ZM104 35L107 36V34H105V33H104ZM109 35H110L109 38L111 39V38H112V35H111V34H109ZM115 35H116V34H115ZM263 35H264V34H263ZM23 36H24V35H23ZM25 36H26V35H25ZM54 36H55V35H54ZM54 36H52V37H54ZM56 36H57V39H58V35H57V34H56ZM74 36H73V37H74ZM95 36H96V35H95ZM95 36H94V38H93L94 40H95V38H96ZM118 36H119V35H118ZM121 36H122V35H121ZM125 36H126V32H125ZM129 36H130V35H129ZM135 36H137V38H135ZM187 36H188V35H187ZM12 37H13V36H12ZM40 37H41V36H40ZM79 37H80L81 40H79ZM171 37H172V36H171ZM185 37H186V36H185ZM194 37H195V36H194ZM202 37H203V36H202ZM42 38H43V35H42ZM69 38H70L71 40H70ZM116 38H117V37H116ZM123 38H124V39H128V36H126V38H125V37H123ZM130 38H131V37H130ZM134 38H135V39H134ZM196 38H200V37H196ZM24 39H25V38H24ZM37 39H39V41L41 40V38H37ZM43 39H44V38H43ZM54 39H55V37H54ZM98 39H99V40H98ZM107 39H108V40H107ZM171 39H172V38H171ZM15 40H16V39H15ZM17 40H18V39H17ZM20 40H22V39H20ZM20 40H19V41H20ZM52 40H53V38H52ZM59 40H60V38H59ZM78 40H79V41H78ZM82 40H83V42H82ZM112 40H116V39H114V37H113ZM50 41H51V40H50ZM61 41H62V39H61ZM63 41H64V40H63ZM76 41H77V42H76ZM107 41H108L109 43H107ZM192 41H193V40H192ZM201 41H202V40H201ZM256 41H258V40H256ZM55 42H56V40H55ZM55 42H54V43H55ZM93 42H95V41H93ZM96 42H95V43H96ZM112 42H113V41H112ZM112 42H111V43H112ZM128 42H129V41H127V43H128ZM166 42H167V41H166ZM185 42H186V41H185ZM189 42H190V40H189ZM189 42H188V44H189ZM3 43H4V42H3ZM3 43H2V44H3ZM27 43H28V42H27ZM58 43H59V42H58ZM73 43H72V44H73ZM75 43H76V44H75ZM81 43H82V44H81ZM83 43H84L85 45H84ZM90 43L92 44V46H91ZM129 43H130V42H129ZM131 43H130L129 45H131ZM171 43H172V41H171ZM199 43H200V42H199ZM261 43H262V42H260V44H261ZM263 43H264V42H263ZM55 44H56V43H55ZM87 44L90 45V48H91V49H89V46H88ZM114 44H115V42H114ZM123 44L125 45V43H123ZM132 44H133V43H132ZM169 44H170V42H169ZM185 44L187 45V43H185ZM193 44H194V43H193ZM3 45H4V44H3ZM48 45H49V43H48ZM82 45H83L84 47H83ZM112 45H113V47H112ZM129 45H127L126 48L129 49V47H128ZM133 45H134V44H133ZM167 45H168V44H167ZM171 45H172V44H171ZM189 45H190V44H189ZM19 46H20V45H19ZM22 46H23V45H21V48H22ZM50 46H51V45H50ZM59 46H60V45H59ZM61 46H62V45H61ZM71 46H72V48H73L74 50L71 48ZM87 46H88V47H87ZM115 46H116V45H115ZM145 46H146V45H145ZM184 46H185V45H184ZM187 46H188V45H187ZM187 46H186V47H187ZM191 46H192V45H191ZM198 46H199V45H198ZM208 46H209V45H208ZM257 46H258V45H257ZM1 47H3V46H1ZM7 47H8V46H7ZM10 47H12V45H11ZM48 47H49V46H48ZM52 47H53V46H52ZM62 47H63V46H62ZM77 47H78V48H77ZM79 47H80V48H79ZM81 47H83V48H81ZM99 47H100V49H99ZM166 47H167V46H166ZM166 47H164L165 49L163 48L165 51L167 50ZM172 47H173V46H171V48H172ZM206 47H207V46H206ZM3 48H4V47H3ZM31 48H32V47H31ZM31 48H30V49H31ZM49 48H50V47H49ZM123 48H124V47H123ZM167 48L170 49V46L167 47ZM181 48H182V47H181ZM184 48H185V47H184ZM197 48H199V47H197ZM200 48H201V47H200ZM4 49H5V48H4ZM14 49H15V48H14ZM30 49H28V47H27V50H28V51H29ZM47 49H48V48H47ZM63 49H64V48H63ZM68 49H69V50H68ZM71 49H72L73 51H72ZM88 49L90 50V51H89V52H90V57H91V56L93 57V55H95V53H97V54H96V55H97L96 57H98V56L100 55V51H101L102 54L100 55L101 57H100V56L98 57L99 60H98V58H95V61L98 60V62H99V63L97 62V65H96V62L94 61V58L91 57V58L93 59V61H92L91 58H89V56H88ZM163 49H161V50H163ZM172 49L175 51V48H174V47H173ZM179 49H180V48H179ZM194 49L197 50L196 48H194ZM204 49H206V48H204ZM0 50H1V49H0ZM19 50H21V49H19ZM45 50H46V47H45ZM70 50H71V52H70ZM91 50H93V52H94V51H96V52H95V53H91ZM98 50H99V55H98ZM124 50H125V49H123V55H124V52H125ZM126 50H127V49H126ZM130 50H131V49H130ZM159 50H160V49H159ZM187 50H189L188 47L186 48V51H185V52L188 53ZM199 50H200V49H199ZM199 50H198V51H199ZM206 50H207V49H206ZM257 50H258V48H257ZM6 51H7V49H6ZM11 51H12V50H11ZM11 51L9 50V52H11ZM21 51H22V50H21ZM48 51H49V49L47 50V52H48ZM118 51H119V52H118ZM127 51H129V50H127ZM127 51H126V52H127ZM142 51H143V50H142ZM165 51H163V52H164L165 54H167V52H165ZM177 51H178V50H177ZM180 51H181V49L179 50V53H180ZM183 51H184V49H182V52H181L180 54H182ZM189 51L191 52V54H193L192 51H194V50H192V51L189 50ZM201 51H203L202 48H201ZM13 52H14V51H13ZM17 52H19V51H17ZM17 52H16V53H17ZM38 52H40V51H38ZM43 52H45V51H43ZM43 52H42V54H43ZM49 52H50V51H49ZM69 52H70V53H69ZM134 52H135V51H134ZM154 52H155V51H154ZM169 52H170V51H169ZM175 52H176V51H175ZM175 52H174V53H175ZM185 52L182 54V55L185 54L183 57L179 54L180 57H182L183 59H184V57H185L184 60H181L180 58H179V59H180V60H179V59L177 58L179 61L182 62V64L185 62V64H183V66H184V65H186V66H190V64L192 65V64L198 63V61L200 60V57H202V55H201L200 57H198V55H199L200 53H198V55L196 54V57H197V59L195 58V59L197 60V61H196V60H194V59L192 58V56H193L195 53L191 56L190 52L188 53L189 55H188L187 53H185ZM194 52H195V51H194ZM4 53H5V51H4ZM7 53H8V52H7ZM11 53H12V52H11ZM16 53H14V54H16ZM108 53H109V54H108ZM112 53H113V54H116L117 56L115 57ZM171 53L173 54V57H175V56H174L175 54H176V55L178 54V52L174 54V53L172 52V50H171ZM261 53H262V52H261ZM28 54H29V52H28ZM36 54H37V53H36ZM42 54H40V55H42ZM92 54H93V55H92ZM106 54H107V55H106ZM152 54H153V53H152ZM161 54H163V53H161ZM205 54H206V53H205ZM207 54H208V53H207ZM207 54H206V56H207ZM9 55H11V54H7V55H5V56H8V59H6V57H5V59L7 60L6 62H7V63L10 62V64H11V65H9V66H7V67H11V66L14 67V66H15L14 64H16V63H11V61H12V60H13V62H14V60H15V62L17 61L16 58H15V55H13V57H14L15 59L13 58L12 60H11L12 56H9ZM118 55H119V56H118ZM138 55L141 56V57H144V56L146 55V53H143V52H141V51L139 52V54H133V53H132V54H131L132 57L130 58V62L133 63L134 60L136 61V58L138 57ZM157 55H158V54H157ZM169 55H170V54H169ZM187 55H188V56H187ZM23 56H24V57H23ZM27 56H28V55H27ZM32 56H33V55H32ZM102 56H103V57H102ZM112 56H113V58H112ZM158 56H159V55H158ZM166 56H168V55H166ZM186 56H187L188 58L191 57V58H189V60H192V59H193L194 61L192 60V63H191L190 61H188V59L186 58ZM194 56H195V55H194ZM9 57H10V58H9ZM28 57H29V56H28ZM28 57H27V58H28ZM30 57H31V56H30ZM39 57H40V56H39ZM170 57H171V56H169L168 60L170 59ZM173 57L171 58L172 61H173ZM176 57H178V55H177ZM0 58H1V57H0ZM3 58H4V57H3ZM41 58H42V57H41ZM88 58H89V59H88ZM104 58H106V61H103ZM116 58H117V59H116ZM166 58H167V57L163 56L162 60H159V62H160V61H163V63H164V60L167 61ZM205 58H206V57H205ZM208 58H209V56H208ZM9 59H10L11 61H8ZM24 59H25V60H24ZM96 59H97V60H96ZM114 59H115V60H114ZM163 59H164V60H163ZM171 59H170V61H171ZM174 59H175V58H174ZM177 59H176V60H177ZM198 59H199V60H198ZM201 59H202V58H201ZM210 59H211V58H209V61H207V62H210ZM2 60H4V59H2ZM34 60H36V59L34 58ZM37 60H39V59H37ZM90 60H91V61H90ZM113 60H114V61H113ZM155 60H156V59H155ZM176 60H174V61L176 62ZM186 60H187V61H186ZM202 60H203V59H202ZM31 61H32V60H31ZM200 61H201V60H200ZM203 61H204V60H203ZM203 61H201V62H203ZM88 62H89V63H88ZM93 62H95L94 65H91V63L93 64ZM104 62H105V63H104ZM152 62H153V61H152ZM159 62L156 61V65H157ZM194 62H195V63H194ZM106 63H107V64H106ZM163 63H160L161 65H159V66L161 67V68H159V69H161V72H163V71L165 72L166 70H168V69H166V70L163 69V65H164ZM166 63H167V62H166ZM166 63H165V66H166V67L164 66V68H167V67L169 68L170 66L172 67V64H173V63L171 64V63H169V61H168L169 66H168V64H166ZM178 63H180V62H178ZM178 63H177V67L179 66V67L181 68V67H182V66L180 65L181 63H180V64H178ZM186 63H188V64H186ZM189 63H190V64H189ZM5 64H6V63H5ZM18 64H19V63H18ZM40 64H41V63H40ZM113 64H111V65L113 66ZM153 64H154V63H153ZM162 64H163V65H162ZM199 64H200V63H199ZM202 64H203V63H202ZM204 64H205V63H204ZM209 64H210V63H209ZM213 64H214V63H213ZM3 65H4V64H3ZM6 65H7V64H6ZM22 65H23V66H22ZM25 65H26V64H25ZM27 65H28V64H27ZM27 65H26V66H27ZM32 65H33V63H32ZM32 65H31V66H32ZM89 65L94 66V67H91V68H90ZM154 65H155V64H154ZM156 65H155V67H154V71H155V72L157 71V69L155 70ZM210 65H211V64H210ZM0 66H1V65H0ZM33 66H34V65H33ZM36 66H37V65L35 64V67H36ZM39 66H40V65H39ZM41 66H42V65H41ZM41 66H40V68H41ZM112 66H111V67H112ZM147 66H148V68L150 69V73L153 72V71H151V68L153 69V65L151 64V67H150L149 64H148V65L146 64V67H147ZM174 66L176 67V63H175V65H173V67H174ZM186 66H184V67H186ZM198 66H200V65H198ZM203 66H204V65H203ZM207 66H208V65H207ZM3 67H4V66H3ZM28 67H30V66H28ZM88 67H89L91 70H89ZM146 67H144V68H146ZM171 67H170V68H171ZM184 67H182V68H184ZM195 67H196V65H195ZM212 67H213V66H212ZM212 67H209V68L211 69ZM216 67H217V66H216ZM17 68H18V67H17ZM148 68L145 69V70L143 69V70H142V73H143V74L145 73V75H146V74L148 73V71H149ZM182 68H181V71H182L181 74H182V75L186 74V73H183V72H188V70H190V68H189V69L187 68V69H188V70L186 69L187 71H186V70L183 71ZM193 68H194V67H193ZM196 68H197V69H196V71H197V70H198V67H196ZM200 68H201V67H200ZM8 69H12V68H8ZM26 69L29 70V71H27V73H26ZM32 69H33V68H32ZM34 69H35V68H34ZM124 69H125V68H124ZM175 69H176V68H175ZM177 69L179 70V68H177ZM201 69H202V68H201ZM201 69H199V70H201ZM1 70H2V69H1ZM14 70H15V69H14ZM35 70H36V69H35ZM37 70L39 71V68H38ZM40 70L42 71V68H41ZM88 70H89V72H88ZM98 70H99V71H103L104 74L106 73V72H104L105 69L101 70V69L98 68ZM107 70H105V71H107ZM146 70H148V71L146 72ZM169 70H170V69H169ZM169 70H168V71H169ZM207 70H208V69H207ZM6 71L9 72L8 70H6ZM6 71H5V72H6ZM16 71H17V69H16ZM22 71H23V72H22ZM108 71H109V70H108ZM126 71H127V70H126ZM126 71H125V72H126ZM143 71H145V72H143ZM170 71H171V70H170ZM173 71H174V70H173ZM190 71H191V70H190ZM203 71H204V70H203ZM211 71H212V70H211ZM32 72H33V70H32ZM96 72H97V71H96ZM155 72H154V73H155ZM157 72H158V71H157ZM164 72H163V73H164ZM177 72H178V71H176V73H177ZM16 73H17V72H16ZM38 73H39V72H38ZM88 73H89V74H88ZM103 73H102V74H99V73L97 72V75L99 74V78H100V76H103ZM150 73H148V74H150ZM168 73H169V72H168ZM170 73H171V72H170ZM170 73H169V74H170ZM192 73L195 75V76H193V78H194V77H197V76L199 75V74L196 75L195 72H191V74H192ZM197 73H198V72H197ZM201 73H202V72H201ZM206 73H207V72H206ZM206 73H205V74H206ZM12 74H13V73H12ZM33 74H36V72L33 73ZM33 74H32V75H33ZM41 74H42V72H41ZM143 74H142V75H143ZM152 74H153V73L150 74V76H152V80H153V79L156 80V79H155L156 77H157V78H158V77L160 78V80H158V79H159V78H158L156 82L158 83L157 85H159V86L161 87V89H160L159 86H158L159 88L157 87V85L155 84L156 82L154 83V80L152 81V83L155 84V85H154L153 87H150L149 85L152 86V84H149V83L151 82V81H150V76L147 78L148 75H146V77H145V76H144V77L147 78L146 81H147V82L149 81V82L147 83V82L143 79V80H144V82H143L144 84H141L140 86H138V85L141 83V81H143V80H141L143 76H142V77L140 76L141 79L138 80V82L136 81V86H138V87L136 88V86H135V87L133 88V89H134V93H137L136 96H137L138 94L141 93L140 96H139V95H138V96H139V97H142V96H141V95H143L142 92L146 91L147 89H145V90L143 91V89H144L143 87H144V86H143V87H141V86H142V85H145V88H148V91H147L146 93H145V92H144V93L147 94V95H146L147 97H149L148 94H150L151 97H149V99H150V98H151V99L153 98V97H152L153 93H154V95H153V96H154V100H156L155 98L158 99V97H156V96H159L158 94L160 93V95L163 94L162 96L164 97V101L167 102V105L170 104L171 99H167V97H169L172 93H170L169 96H165L166 94H164V93H165L166 91H165V89H164L165 92L163 91L162 94H161V91H160V90L163 89V88H162L163 86H161L162 83L159 84L160 81H163V80H161V75H159V73H157L158 76H155V75H157L156 73H155V75H154V74L152 75ZM165 74H167V73L165 72L164 74H162V76L165 75ZM174 74H175V72H173V76H171V75H172V74H171L170 76H167V77H169V78L171 77V78H172V77H174ZM178 74H180V72H178ZM189 74H190V72H189ZM191 74H190V76H191ZM193 74H192V75H193ZM203 74H204V73H203ZM207 74H208V73H207ZM212 74H213V73H212ZM216 74H217V73H216ZM260 74H261V73H260ZM29 75H31V74H29ZM32 75H31V76H32ZM88 75H89V76H88ZM90 75H91V76H90ZM97 75H96V76H97ZM187 75H188V74H187ZM201 75H202V74H201ZM210 75H211V74H210ZM5 76H6V75H5ZM10 76H11V72H10V75H8V77L10 78ZM31 76H30V77H31ZM59 76H60V78H59ZM154 76H155V78H153ZM184 76H185V75H184ZM203 76H204V75H203ZM203 76H202V77H203ZM214 76H215V75H213V77H214ZM27 77H28V76H27ZM35 77H36V76H35ZM38 77H39V76H38ZM87 77H88V78H87ZM140 77H139V78H140ZM144 77H143V78H144ZM182 77H183V76H182ZM182 77H181V80H180L179 77H178L177 80H179V81H183L184 79L187 80V79L190 78V77H189V78H185V77H186V76H185V77H183V80H182ZM191 77H192V76H191ZM207 77H209V76H207ZM219 77H220V76H219ZM6 78H7V77H6ZM32 78H34V77H32ZM36 78H37V77H36ZM85 78L88 79V80L90 79L91 81L89 82V81L86 80ZM101 78H102V77H101ZM165 78H166V75H165ZM175 78H177V77H175ZM198 78H199V77H198ZM47 79H48V81H47ZM172 79H173V78H172ZM194 79H195V78H194ZM201 79H203V80H201ZM201 79H200V80H201L202 82H203L204 80H206V78H204V77L201 78ZM216 79H217V78H216ZM31 80H32V79H31ZM166 80H167V78H166ZM168 80H169V79H168ZM173 80H174V79H173ZM177 80H176V81H177ZM241 80H242V79H241ZM262 80H263V79H262ZM0 81H1V80H0ZM32 81H33V80H32ZM46 81H47V82H46ZM56 81L58 82L57 85H55V82H56ZM132 81H134V82H132ZM158 81H159V82H158ZM171 81H172V80H170V82H171ZM190 81H192V82L190 83V85H192L194 82H193V80H189V82H190ZM242 81H243V80H242ZM28 82H29V81H28ZM28 82H27V83H28ZM33 82H34V81H33ZM88 82H89V83H88ZM139 82H140V83H139ZM145 82L147 83V85L145 84ZM164 82H165V81H164ZM186 82H187V81H183V83H186ZM204 82H206V81H204ZM215 82H216V81H215ZM249 82H250V81H249ZM255 82H256V81H255ZM31 83H32V82H31ZM46 83H47V84H46ZM53 83H54L55 87L58 86V87L56 88L57 90H56V89L53 90V86H54ZM131 83L135 84V80H134V78H133L132 80L130 79V83H129V85H131ZM165 83H166V82H165ZM172 83H173V82H172ZM172 83H171V85H172ZM178 83H179V82H178ZM218 83H219V82H218ZM244 83H245V81H244ZM2 84H3V85H2ZM8 84H9V85H8ZM29 84H30V83H29ZM29 84H28V85H29ZM104 84L106 85L105 89L102 90V91L98 90V88H99L100 86H103ZM166 84L168 85V83H166ZM174 84H175V82H174L173 85H172L173 87H171L170 84L168 85V87L170 86V88H175L176 86H174ZM179 84H181L180 86H183V87L186 85V84H185V85H182V82H180ZM194 84H195V83H194ZM263 84H264V82H263ZM31 85H32V84H31ZM37 85H35V86H37ZM175 85H176V84H175ZM38 86H39V85H38ZM38 86H37V87H38ZM112 86H113V89H112ZM132 86H134V85H132ZM146 86H149V87H146ZM155 86H156L158 89H160V90L157 91L156 88H155ZM164 86H165V85H164ZM177 86H178V85H177ZM188 86H189V85H188ZM188 86H187V87H188ZM193 86H194V85H192V86H190V87L193 88ZM197 86H198V85H197ZM197 86H196V87H197ZM199 86H200V85H199ZM206 86H207V85H206ZM217 86H218V85H217ZM219 86H220V85H219ZM219 86H218V87H219ZM251 86H252V85H251ZM165 87L167 88V86H165ZM165 87H164V88H165ZM183 87H182V88H183ZM135 88H136V89H135ZM140 88L142 89L141 92L138 93L137 91H135V90H138V91H139ZM149 88H150V89H149ZM170 88H169V90H170ZM208 88H209V87H208ZM213 88H214V87H213ZM248 88L250 89V87H248ZM248 88H247V89H248ZM256 88H257V87H256ZM39 89H40V88H38V90H39ZM102 89H103V88H102ZM125 89H126V88H125ZM133 89H132V91H130L131 93L133 92ZM184 89H185V91H187V90H186V87H184L182 90H184ZM190 89H191V88H190ZM194 89H195V88H194ZM32 90L34 91V87H33ZM51 90H52V91H51ZM127 90H128V89H127ZM149 90H154L156 93H155L154 91H153V92L150 91V92L152 93V95H151V93L149 92ZM174 90H176V93H177V90H178V89L176 88V89H174ZM206 90H207V88H206ZM212 90H213V89H212ZM123 91H124V90H123ZM170 91H171V90H170ZM172 91H173V90H172ZM178 91H179L178 93H179V95H180V91H181V89L178 90ZM191 91H192V90H188L187 93H185V94L183 93V94H184V95H187V94H189V93L191 94ZM194 91H195V90H194ZM196 91H197V90H196ZM199 91H200V90H199ZM209 91H210V90H209ZM256 91H257V90H256ZM40 92H41L40 94H43L41 90H40ZM53 92H54V93H53ZM130 92H129V93H130ZM173 92H174V91H173ZM181 92H182V91H181ZM183 92H184V91H183ZM188 92H189V93H188ZM213 92H214V91H213ZM252 92H253V91H252ZM30 93H33V92L30 91ZM38 93H39V91H38ZM45 93H44V94H45ZM49 93H52V94H49ZM157 93H158V94H157ZM174 93H175V92H174ZM178 93H177V95H178ZM196 93H197V92H196ZM34 94H35V93H34ZM89 94H90V95H89ZM95 94H96V95H95ZM155 94H156V95H155ZM168 94H169V93H168ZM190 94H189V95H190ZM194 94H195V93H194ZM205 94H207V93L204 92V95H203V96H205ZM212 94H213V93H212ZM31 95H32V94H31ZM49 95H50V97H49ZM94 95H95L96 97H95V98H92V100H91L90 97H93ZM130 95H131V94H130ZM173 95L175 96V94H173ZM173 95H171L173 98L170 96L172 99H174V98L177 96V95H176V96L174 97ZM184 95H183V96H184ZM209 95H211V93L208 94V97H209ZM39 96H40V95H39ZM41 96H42V95H41ZM41 96H40V97H41ZM89 96H90V97H89ZM127 96H128L129 99L131 98L130 101H131L132 99H135V101H137V100L139 99V98H138V99L136 100L135 96H133V93H132L131 96H129V94H128ZM127 96H126V97H127ZM143 96H144V95H143ZM198 96H199V95H198ZM206 96H207V95H206ZM21 97H22V98H21ZM33 97H34V96H33ZM40 97H38V98H40ZM132 97H133V98H132ZM147 97H146V99H147ZM163 97H159V99L163 100ZM165 97H166V99H165ZM170 97H169V98H170ZM178 97H179V96H178ZM180 97H181V95H180ZM227 97H228V96H227ZM41 98H42V97H41ZM114 98L117 100V96H115ZM114 98H113V99H114ZM182 98H183V97H182ZM184 98H185V97H184ZM198 98H199V97H198ZM27 99H28V97H27ZM34 99H36V97H35ZM125 99H126V98H125ZM129 99H128V100H129ZM149 99H148V104H149V102H150ZM196 99H197V98H196ZM201 99H202V98H201ZM30 100H31V99H30ZM32 100H33V99H32ZM126 100H127V99H126ZM142 100H143V99H142ZM142 100H141V98H140V102H141ZM152 100H153V99H152ZM154 100H153V101H154ZM167 100H170V101L168 102ZM25 101H26V100H25ZM35 101H36V100H35ZM38 101H39V100H38ZM113 101H114V100H113ZM135 101H131V103H132V102H135ZM158 101H160V100H158ZM158 101H157V102H154V103L152 102V104H153V105H152V106H153V107H152V109H153L152 111L156 112V110H158V109L160 110V112H161L162 110H163V112H164V111H167V110L164 109L165 106H166L165 102L162 101L163 103H162V102H161V103H160V102L158 103ZM172 101L175 102L176 100H172ZM172 101H171V103H172ZM178 101H179V100H178ZM196 101H197V100H196ZM212 101H213V100H212ZM115 102H116V101H115ZM138 102H139V101H138ZM140 102H139V103H140ZM182 102H183V101H182ZM185 102H186V101H185ZM203 102H205V101H203ZM218 102H219V101H218ZM1 103H0V104H1ZM21 103H22V104H21ZM42 103H43V102H42ZM142 103H143V102H142ZM190 103H192V102H190ZM196 103H198V102H196ZM24 104H25V102H24ZM32 104H33V103H32ZM105 104H104V105H105ZM113 104H114V102H113ZM113 104H112V105H113ZM119 104L122 105V104H121V101H120ZM126 104H128L127 101H126ZM129 104H130V103H129ZM129 104H128V107H129V109L132 111V110L134 109V108L131 107V105H132L133 103L130 104V106H129ZM136 104H137V103H135V105H136ZM148 104H147V105H148ZM163 104H164L165 106H164ZM174 104H180V103L175 102ZM182 104H183V103H182ZM182 104H181V105H182ZM184 104H185V103H184ZM184 104H183V106H184ZM231 104H232V103H231ZM36 105H37V104H36ZM104 105H103V106H104ZM107 105H108V104H107ZM107 105H105V106H106V108H108V110H107L106 108H104V109L101 108L102 111H100V110L97 111L98 113H99V111H100V113H101V115H100V113H99V114L97 113V115H96V116L99 115V116H98V118L100 117L99 121H97L98 119H97V117L95 116L96 121L92 120V123L90 122L91 124H89L90 126H92V125H93V122H94V124H95L96 122H100V124L97 123V126H96L95 128H94V127H92V128L94 129V133H95V131H96V128L98 129L97 131H99V133L101 132L100 134H99L98 132H97L98 134H97V133L95 134V135H97V136H98V135H101V136H99L98 139L95 140L93 143L91 142V143H92V144H91L92 147L90 146L91 150H92V148L94 147L93 144L95 145V144L97 143V141H98L100 138H102V139H100V140L103 141V139L105 138V137H103V136H104V135L106 136L105 130H104V133H103V135H102V131H103V130L101 129L100 125H102V122H104L105 120H107V119L109 120V118H111V117H109V118L107 117V114L109 115V112H110V113H113V112H112L113 109H112V110H111V108L109 109L110 106L108 105V107H107ZM144 105H145V103H144ZM150 105H151V104H150ZM170 105H172V104H170ZM186 105H187V104H186ZM190 105H193V103L190 104ZM202 105H203V104H202ZM202 105H201V108H202ZM0 106H1V105H0ZM37 106H39V105H37ZM63 106H64V107H63ZM101 106H102V105H101ZM145 106H146V105H145ZM177 106H178V105H177ZM187 106H188V105H187ZM218 106H219V105H218ZM218 106H217V107H218ZM27 107H28V105H27ZM27 107H26V108H27ZM134 107H136V106H134ZM143 107H144V106H143ZM143 107H141V109H142ZM168 107H170V106L168 105ZM173 107H174V106H173ZM173 107H170L171 111L173 110V109H172ZM175 107H176V106H175ZM175 107H174V108H175ZM198 107H199V106H198ZM29 108H30V106H29ZM43 108H46V110H47L48 108H50V109H48L49 112H48V111L45 112V110H44ZM113 108H114V106H113ZM136 108H137V107H136ZM136 108H135V109H136ZM189 108H190V107H189ZM201 108H199V110L202 111ZM233 108H234V107H233ZM21 109H22V110H21ZM42 109H43L44 111H42ZM105 109H106L107 111H106ZM123 109H124V108H123ZM129 109H128V112L130 111ZM141 109L138 107L137 110H138V111H141ZM150 109H151V108H150ZM150 109H149V110H150ZM167 109H169V108H167ZM203 109H205V108H203ZM243 109H244V108H243ZM263 109H264V108H263ZM30 110H31V108H30ZM30 110H29V111H30ZM95 110H96V109L91 110L90 112H93V111H95ZM103 110H105V112H103ZM137 110H136V111H137ZM143 110H144V109H143ZM143 110H142L143 113L141 112L140 114H144V113H145V114H148V112H149L148 108L146 109V112H147V113L144 112ZM147 110H148V111H147ZM175 110H176V109H175ZM194 110H195V109H194ZM196 110H197V109H196ZM196 110H195V111H196ZM25 111H26V110H25ZM114 111H115V110H114ZM168 111H169V110H168ZM171 111H169V113H170ZM203 111H204V110H203ZM102 112H103V115H102ZM117 112H118V111H117ZM132 112H133V111H132ZM134 112H135V110H134ZM134 112H133V114H134ZM160 112H158L157 114H159ZM163 112H161L162 115L164 114ZM24 113L26 114V112H23V114H22L23 116H24ZM44 113H48V115H49L50 117H52L51 115H55L56 118H57V121H58V120H61V121H58V123H59V125H61V126L63 127V129H61L59 132H57V134L55 135V137H54V139H53V142H52L51 144H49V145H45V143L48 141L49 138L47 139V141H45V143H44V140H45L48 136L50 137L51 134L48 135L46 138H45V136H44L45 139L43 138V143H44L43 145L41 144V143H42V140L40 141L41 138H39V135L42 134V132L40 133V131H41L40 128H41L42 126H43L42 131H45V133H47V132L49 131L47 128H48L49 126L51 127V125L49 124L48 126H46V125L49 123V122L47 121V122H46V125H45L47 128L44 126V123H41L42 126L39 128V126L37 125V124H39V123H38V122L35 123L36 120L44 119V118H41V117H43V116H44L45 118H48V116L46 117ZM49 113H50V114H49ZM52 113H53V114H52ZM151 113H152V112H151ZM151 113H150V114H151ZM161 113H160V114H161ZM197 113H198V111H197ZM209 113H210V112H209ZM244 113H245V112H244ZM17 114H18V115H17ZM145 114H144V115H145ZM150 114H149V115H150ZM157 114H156L155 116H157ZM189 114H190V113H189ZM192 114H193V113H192ZM203 114H204V113H203ZM241 114H242V112H241ZM32 115H33V114H32ZM39 115H41V117H40L41 119L38 118ZM46 115H47V114H46ZM104 115H105L106 117H105ZM114 115H116V114H114ZM114 115H112V117H113V119H114V122H116V116H114ZM123 115H124V114H123ZM137 115H139V114H137ZM185 115H186V114H185ZM199 115H201V114H199ZM7 116H11V117H10V118H11L10 120L13 122V123H12L13 125L15 124V125H14L15 127H13V125L11 124V121H9V120L7 119ZM55 116H54V117H55ZM102 116H103V117H102ZM110 116H111V115H110ZM130 116H131V120H130L129 117H127V118H129L130 123L132 124L134 121H132V115H130ZM134 116H135V114H134ZM134 116H133V117H134ZM141 116H142V115H141ZM146 116H147V115H145L143 118H146ZM151 116H154V114L152 113ZM151 116H147V117H150V119L155 117V116H154V117H151ZM159 116H160V115H159ZM195 116H196V115H195ZM219 116H221V115H219ZM226 116H227V115H226ZM243 116H244V115H243ZM15 117H16V119H15ZM17 117H18V118H17ZM25 117H26V116H25ZM50 117H49V118H50ZM101 117L104 119L103 121H102V118H101ZM104 117L107 118V119H105ZM121 117H122V115H121ZM139 117H140V115H139ZM164 117L167 119V117H166L165 115H164ZM183 117H184V116H183ZM187 117H188V115H187ZM222 117H224V116H222ZM228 117H229V116H228ZM244 117H245V116H244ZM244 117H242V118H244ZM8 118H9V117H8ZM140 118H142V117H140ZM160 118H162L161 121H162V120L164 121L163 117H160ZM173 118H174V117H173ZM185 118H186V117H185ZM220 118H221V117H220ZM113 119H112V120H113ZM124 119H125V118H124ZM135 119H136V117H135ZM137 119H138V117H137ZM150 119L147 118V120H150ZM183 119H184V118H183ZM212 119H213V118H212ZM222 119H223V118H222ZM228 119H229V118H228ZM23 120H25V119H23ZM100 120H101V121H100ZM108 120H107L108 123H107V122H106V123L104 122L103 124H110V122H111L112 120H111V121H110V120L108 121ZM159 120H160V119H159ZM173 120H174V119H173ZM181 120H182V119H181ZM195 120H196V119H195ZM209 120H210V119H209ZM209 120H207V121H209ZM31 121H32V120H31ZM54 121H55V120H54ZM84 121H85V122H84ZM131 121H132V122H131ZM141 121H142V119H141ZM145 121H146V120H145ZM150 121H151V123H152V120H150ZM163 121H162V122H163ZM165 121H167V120H165ZM170 121H171V120H170ZM170 121H168V124H169ZM185 121H186V120H185ZM210 121H211V120H210ZM50 122L53 123V120L50 121ZM117 122H119V121H117ZM122 122H123V121H122ZM125 122H126V121H125ZM128 122H129V121H128ZM147 122H148V121H147ZM154 122H155V121H154ZM156 122H157V121H156ZM200 122H201V121H200ZM221 122H223V121H221ZM228 122H229V121H228ZM231 122H232V121H231ZM18 123H19V124H18ZM58 123H57V125H58ZM111 123H112V122H111ZM126 123H127V122H126ZM134 123H135V124H136V123H139V125L137 124V126H139V127H140V125H141V124H140V121H138V120L135 121ZM141 123H142V122H141ZM163 123H164V122H163ZM163 123H160V122H159L160 125H163ZM166 123H167V122H166ZM21 124H22L23 126H22ZM54 124H55V122H54ZM98 124H99V125H98ZM147 124H148V123H147ZM159 124H156V123H155V125H159ZM259 124H260V123H259ZM17 125H18V126H17ZM20 125H21V126H20ZM26 125H28V124H26ZM52 125H53V124H52ZM55 125H56V124H55ZM57 125H56V126H57ZM75 125H76V127H74ZM95 125H96V124H95ZM111 125H113V124H110V125H109V126H110V129L112 128ZM114 125H115V124H114ZM114 125H113V126H114ZM122 125H123V124H122ZM122 125H120V127H121ZM124 125L126 126V124H124ZM124 125H123V126H124ZM127 125H128V124H127ZM145 125H146V124H145ZM145 125H144V126H145ZM197 125H198V124H197ZM218 125H219V123H218ZM221 125H222V124H221ZM225 125H226V123H225ZM243 125H244V124H243ZM245 125H246V124H245ZM93 126H94V125H93ZM105 126L108 128L107 125H105ZM130 126L133 127V125H130ZM137 126H135V129H136ZM141 126H143V125H141ZM147 126H148V125H147ZM147 126H145V127H147ZM163 126H165V123H164ZM168 126H169V125H168ZM171 126H173V124H172ZM184 126H185V125H184ZM190 126H191V124H190ZM16 127H17V129H16ZM18 127H21V128L24 127V128H22V129L20 128V129H19ZM27 127H29V126H27ZM27 127H26V129H27ZM50 127H49V128H50ZM53 127H54V125H53ZM106 127H105V128H106ZM126 127H127V126H126ZM126 127H124V130H127ZM128 127H129V125H128ZM131 127H129V128H131ZM152 127H153L152 125H151V127L149 126V128H152ZM186 127H187V126H186ZM221 127H222V126H221ZM44 128H45L46 130H44ZM60 128H61V127H60ZM89 128H90V127H89ZM92 128H91L90 130H93ZM103 128H104V126H103ZM105 128H104V129H105ZM125 128H126V129H125ZM137 128H138V127H137ZM140 128H141V127H140ZM140 128H139V129H140ZM159 128H160V127H157V130H158ZM26 129H25V130H26ZM28 129H29V128H28ZM51 129H52V127H51ZM54 129H55V128H54ZM58 129H59V127H58ZM74 129H75V130H74ZM100 129H101V131H100ZM116 129H117V127H116ZM131 129H132V128H131ZM164 129H166V128L164 127ZM113 130H114V134H115V127L113 128ZM113 130H112V131H113ZM121 130H122V128H121ZM133 130H134V128H133ZM162 130H163V128H162ZM162 130H161V133L163 132ZM56 131H57V130H56ZM63 131H64L65 136H64V134H62ZM107 131H108L107 133H109V134L111 133V132H109V131H111V130H109V128L107 129ZM137 131H138V129L136 130V132H137ZM144 131H145V130H144ZM151 131H152V130H151ZM164 131H165V130H164ZM65 132H66V133H65ZM117 132H118V131H117ZM120 132H121V131H120ZM127 132H128V131H127ZM127 132H126V133H127ZM157 132H159L158 134H160V131H159V130H158ZM49 133H52V131H50ZM49 133H47V134H49ZM90 133H91V132H90ZM132 133H133V132H132ZM145 133H147V132H145ZM149 133H151V132L149 131ZM152 133H153V132H152ZM163 133L165 134V132H163ZM163 133H162V134H163ZM47 134H46V135H47ZM109 134H108V136H109ZM112 134H113V133H112ZM117 134H118V133H117ZM117 134H115V135H117ZM137 134H138V133H137ZM137 134H136V136H137ZM158 134H157V136H158ZM162 134H160V135L162 136ZM62 135H63V136H62ZM82 135H83V137L81 138L80 143H82V139H83V140H84V139H85V140H89V141H84V144L82 143V145L79 143V146H76L77 144H76V145L74 144V145H72V146H74V147L71 146L70 149H68V147H66V146L69 145V144H66V142H69V143H70V142L74 141L75 139H77L78 137H81ZM127 135H128V134H127ZM132 135H133V134H132ZM141 135H142V134H141ZM153 135H154V134H153ZM160 135H159V136H160ZM167 135H168V134H167ZM40 136H42V135H40ZM60 136H61V137H60ZM68 136H69V138H66V137H68ZM125 136H126V134H125ZM136 136H135V137H136ZM138 136H139V135H138ZM138 136H137V138H135V139H137V142H138L139 140H140V142H141L142 140H141V139L138 140ZM144 136H145V134H143V137H144ZM168 136H169V135H168ZM42 137H43V136H42ZM114 137L117 138L116 136H114ZM118 137H120V135H119ZM128 137H129V136H128ZM140 137H141V136H140ZM140 137H139V138H140ZM146 137H147V136H146ZM164 137H166V136H164ZM38 138H39V139H38ZM115 138H114V139H115ZM141 138H142V137H141ZM148 138L150 139V137H148ZM37 139L39 140V142L37 141L38 143L35 144ZM105 139H106V138H105ZM105 139H104V140H105ZM117 139H118V138H117ZM123 139H124V138H123ZM145 139H147V138H145ZM166 139H167V138H166ZM106 140H109V138L106 139ZM132 140H133V139H132ZM151 140H152V139H151ZM62 141H63V142H62ZM121 141H123V140H121ZM130 141H131V140H130ZM144 141H145V140H144ZM147 141H148V140H147ZM147 141L143 142V143H145L144 146H146V147H145L146 149H147V147H149V146L151 147V145H152V142L150 141V142H151V145H150V143L148 142L149 145L147 144V145H148V146H147V145H146V142H147ZM123 142H124V141H123ZM137 142H136V143H137ZM160 142H161V141H160ZM39 143H40L41 145H39ZM75 143H77V142H75ZM100 143H103V142H100ZM100 143H98V144H100ZM106 143H108V142L106 141L105 144H106ZM143 143L141 142V144H143ZM89 144H90V143H89ZM162 144H163V143H162ZM36 145H37V147H39V148H36V147H35ZM44 145H45V146H44ZM87 145H88V143H86V145H85V146L88 148V149H87V151H88V150H90V149H89V145H88V146H87ZM102 145H103V144H102ZM138 145H139V144H138ZM40 146H41L42 148H41ZM85 146H84L83 148H85ZM96 146H98V145H96ZM100 146H101V145H100ZM110 146H111V145H110ZM110 146H108V147H110ZM113 146H114V145H113ZM113 146H112V147H113ZM144 146H143V148H144ZM152 146H153V145H152ZM194 146H196V145H194ZM34 147H35L36 149L40 150V152H38L36 149H34ZM101 147H102V146H101ZM103 147H104V146H103ZM132 147H133V146H132ZM134 147H135V146H134ZM136 147H137V146H136ZM150 147H149V148H150ZM40 148H41V149H40ZM72 148H73V149H72ZM81 148H82V147H80V149H81ZM97 148H100V147H97ZM137 148H138V147H137ZM158 148H159V147H158ZM192 148H193V147H192ZM202 148H204V147L202 146ZM32 149H34L36 152L33 151ZM77 149H78V148H77ZM141 149H142V148H140V150H141ZM183 149H184V148H183ZM31 150H32V151H31ZM74 150H76L77 152L74 151ZM81 150H82V151H80L79 154L77 153V155H80V154H81V155L83 156V153H84V152H83V149H81ZM93 150L95 151V149H93ZM104 150H106V149H104ZM129 150H130V148H129ZM142 150H143V149H142ZM186 150H187V149H186ZM191 150H192V149H191ZM191 150H190V151H191ZM194 150H195V149H194ZM194 150H193V151H194ZM30 151H31V155H30L31 157H30V159H29V157H28V156H25V154H28V153L30 154ZM97 151H98V152H97ZM97 151H96V152H97L98 154H94L95 156H96V155L99 156L100 154H102V151H103V150H101V149H97ZM100 151H101V153H99ZM180 151H181V150H180ZM193 151H192V152H193ZM196 151H198V150L196 149ZM199 151H200V149H199ZM82 152H83V153H82ZM89 152H90V151H89ZM115 152H116V151H115ZM154 152H155V150H154ZM154 152H152L151 155H150V154H149V155L153 157V156H154ZM184 152H185V151H184ZM202 152H203V150H202ZM202 152H201V153H202ZM204 152H205V151H204ZM62 153H63V154H62ZM93 153H95V152H93ZM128 153H129V152H128ZM194 153H195V152H194ZM205 153H207V152H205ZM29 154H28V155H29ZM60 154H62V155H60ZM85 154H86V152H85ZM87 154H88V153H87ZM87 154H86V155H87ZM90 154H92V153H90ZM103 154H104V155H103ZM103 154H102L103 157H104L105 155H107V153L105 154V151H104ZM110 154H112V153L110 152ZM152 154H153V155H152ZM160 154H161V153H160ZM180 154H181V153H180ZM185 154H186V156H187V153H185ZM81 155H80L79 157H81ZM146 155H147V154H146ZM155 155L159 156L158 154H155ZM190 155H191V154H190ZM190 155H189V156H190ZM199 155H200V154H199ZM213 155H214V154H213ZM24 156H25V157H24ZM109 156H110V155H109ZM203 156H205V155H203ZM20 157H21V158H20ZM23 157H24V158H23ZM76 157H77V156H76V154H75V159H74V156L72 157L73 159H71V160H72V163L74 162L75 164H74V163H73V164L71 163L72 166H71V165L69 166V165H67V163H66L65 165H66L67 167H69L68 170H70V168L72 167V168H73V170H72V168H71L72 172H73V171H76V172H77L78 170H80V175L82 174V176L77 175V176H79V177H82V178L84 177V176H83V173H84V171H85V170H84V167H85L86 170H87L89 167L91 168V166H97V165H96L97 163L94 164L95 162H92L94 159H93V160H92V159H91V160L88 159V162L90 161V163L87 162L86 164H85V163H82V164H81L80 161H82L84 158L86 159L85 155H84L83 157H81V158H83L82 160H80L79 157H77V158L80 160L79 162H78V160H77ZM87 157L89 158V157H91V156H88V155H87ZM154 157H156V156H154ZM154 157H153V158H154ZM184 157H185V156H184ZM192 157H195V156H192ZM33 158H34V157H33ZM100 158H101V157L99 156V159H100ZM19 159H21V163H19V165H18L17 162L20 161ZM85 159H84V162H85ZM96 159H97V156H96ZM102 159H103V158H102ZM102 159H101V160H102ZM192 159H193V158H192ZM28 160H25V159H24L25 163H26ZM58 160H57V161H58ZM66 160H65V161H66ZM73 160H74V161H73ZM86 160H87V159H86ZM104 160H105V158H104ZM104 160H103V161H104ZM184 160H185V159H184ZM129 161H130V160H129ZM135 161H136V160H135ZM138 161H139V159H138ZM142 161H143V160H142ZM190 161H191V160H190ZM28 162H29V161H28ZM62 162H63V159H62L61 162H60V161L57 162V164L59 163V165H60V167H61V165H62L61 163H62ZM91 162H92V163H91ZM97 162H98V161H97ZM136 162H137V161H136ZM197 162H198V160H197ZM197 162H196V163H197ZM25 163H22V164L24 165ZM77 163H78V164H77ZM101 163H102V161H101ZM134 163H135V162H134ZM139 163H140V162H139ZM139 163H138V164H139ZM76 164H77V165H76ZM79 164H81V166H83V167L79 166ZM87 164H88V165L90 164L91 166H90V165L88 166ZM93 164H94V165H93ZM136 164H137V163H136ZM191 164H192V163H191ZM59 165H57V167H56V168L58 169V172H59V173H60V170H61L62 172L66 171V170H64V171L62 170L63 167H62V168L59 167V168H60V170H59V168H58ZM63 165H64V164H63ZM63 165H62V166H63ZM65 165H64V167H65ZM74 165L79 166V167L74 168V167H73ZM98 165H99V162H98ZM103 165H104V164H103ZM198 165H199V164H198ZM20 166H21V165H20ZM86 166H87V167H86ZM132 166H133V164H132ZM140 166H141V165H140ZM194 166H195V165H194ZM251 166H252V165H251ZM14 167H16L17 169L14 168ZM21 167H22V166H21ZM137 167H138V166H137ZM155 167H156V165H155ZM155 167H154V169H156ZM56 168H55V169H56ZM80 168H81V169H80ZM94 168H96V167H94ZM94 168H93V169H94ZM101 168H102V166H101ZM101 168H100V169H101ZM250 168H251V167H249V169H250ZM75 169H76V170H75ZM77 169H78V170H77ZM82 169H83V170H82ZM100 169L97 168V170H100ZM103 169H104V168H103ZM247 169H248V168H247ZM10 170H11V171H10ZM68 170L66 171V172H68L67 174H69V172H71V171H68ZM89 170H91V169H88L87 171H89ZM95 170H96V169H95ZM13 171H12V172H13ZM45 171H46V170H45ZM81 171H82L83 173H81ZM92 171H93V170H92ZM103 171H106V170L104 169ZM249 171H251V170H248V172H249ZM12 172H11V173H12ZM58 172H56L57 175L59 174ZM72 172H71V173H72ZM78 172H79V171H78ZM89 172L92 173L91 171H89ZM89 172H86V173H89ZM99 172H100V171H99ZM245 172H246V170H245ZM245 172H244V173H245ZM248 172H246V173H247L248 176H249L250 174H249ZM73 173H74L73 176H74L75 174H77V173H75V172H73ZM86 173H84V174H86ZM95 173H97V171H96ZM95 173H93V174H95ZM100 173H101L102 175H104L103 172H100ZM244 173H243V174H244ZM53 174H54V173H53ZM64 174H65V173H62V175H61L62 180L60 179V178H61V177H60L59 179H60L61 181H60V180H59V181H55V183L52 184V186L55 185L56 183L58 184V182H59V184H61V186L56 184V186H57L59 189L62 187V185H64V186H65V184L67 185V183L69 184V188H70V185H71L70 182H72V185H73L74 187H75V185L77 186V184L75 183V181L73 182V179H72V178H71V179H72V181H71V179H70L69 176H68V177L66 176V177H67L66 180L69 178V179H68L69 181L67 180V181L65 182V179H64L65 176H64ZM93 174H92V176H93ZM97 174H98V173H97ZM155 174H156V172H155ZM247 174H246V175H247ZM251 174H252V173H251ZM261 174H262V173H261ZM8 175H10V173H8ZM57 175H56V178H58ZM177 175H178V174H177ZM209 175H210V174L208 173V176H209ZM63 176H64V177H63ZM85 176L88 177V176H91V175H88V176H87V174H86ZM179 176H181V175L179 174ZM239 176H240V174H239ZM79 177H77L76 179H77V180L80 179V181H79L80 184H83L82 181H83L84 179L82 180V179L79 178ZM86 177H84V178H85L86 181H87V178H86ZM96 177H97V176H96ZM99 177H100V176H99ZM181 177H183V176H181ZM181 177H180V179H181ZM209 177H210V176H209ZM241 177H242V174H241ZM28 178H29V177H28ZM53 178H54V177H52V179H53ZM92 178H93V177H92ZM243 178H245V177H243ZM250 178H251V176H250ZM238 179H239V178H238ZM248 179H249V177L247 178V180H248ZM63 180H64V181H63ZM81 180H82V181H81ZM93 180H96V179H93ZM239 180H240V179H239ZM249 180H250V179H249ZM86 181H85V182H86ZM88 181L91 183L92 180H89V177H88ZM88 181L86 182V185H87ZM165 181H166V180H165ZM243 181H244V179H243ZM243 181H242V183H243ZM251 181H252V180H251ZM28 182H31V178H29V179L27 180V183H28ZM60 182H61V183H60ZM64 182H65V183H64ZM81 182H82V183H81ZM171 182H172V181H171ZM234 182H235V181H234ZM234 182H233V183H234ZM240 182H241V181H240ZM240 182H239V183H240ZM245 182H246V180H245ZM27 183H26V184H27ZM63 183H64V184H63ZM73 183H75V184H73ZM92 183H93V182H92ZM239 183H238V184H239ZM249 183H250V181H249L248 183H246V185L249 184ZM26 184H24V186H25ZM88 184H89V183H88ZM153 184H154V183H153ZM160 184H161V183H160ZM166 184H167V183H166ZM173 184H174V183H173ZM231 184H232V183H231ZM13 185H16V183H14ZM13 185H12V186H13ZM72 185H71V186H72ZM91 185H92V184H91ZM93 185H94V184H93ZM154 185H155V184H154ZM233 185H234V184H233ZM239 185H240L239 187H242L241 184H239ZM249 185H250V184H249ZM5 186H6V187H5ZM24 186H23V187H24ZM52 186H51V187H52ZM56 186H54V187H56ZM59 186H60V187H59ZM64 186H63V187H64ZM79 186H80V185H79ZM84 186H85V183H84ZM84 186H83V187H78V189H79V188H84ZM88 186H90V185H88ZM166 186H167V185H166ZM178 186H179V185H178ZM181 186H182V185H181ZM247 186H248V185H247ZM21 187H22V186H21ZM21 187H20V188H21ZM23 187H22V188H23ZM57 187H56L55 189H58ZM183 187H184V186H183ZM234 187H235V186H234ZM14 188H15V187H14ZM20 188H19V189H20ZM22 188H21V189H22ZM28 188H29V186H28ZM64 188H65V187H64ZM69 188H68V189H69ZM72 188H73V187H72ZM75 188H76V187H75ZM90 188H92V187H90ZM171 188H173V187H171ZM184 188H185V187H184ZM244 188H245V187H244ZM6 189H7V188H6ZM21 189H20V190H21ZM26 189H27V188H26ZM26 189H25V190H26ZM55 189H54V190H55ZM68 189H67V190H68ZM85 189H86V190H89V188H85ZM247 189H248V188H247ZM8 190H9V189H8ZM11 190H12V192H14V193H15V191H16V189H15V191H13V189H11ZM20 190H19V191H20ZM25 190L22 191L23 194L20 193V194H22V195H20V194L16 195V196H18L17 198H16V196H15V199H14V200H15L17 203L19 202V201H17L18 198H22V200L25 199V202H26L27 200H30V199H31L30 196L33 197L32 193H31L30 196L27 195V191H29V189H27L26 194L24 193ZM51 190H53V189L51 188ZM54 190H53V191H54ZM64 190H66V189L61 188V190H60V192L62 191L61 193L58 192L59 190H56V191H55V192H58L60 195H56L57 193L53 194L54 192H51L52 196H51V194H50V196L53 197L52 199L49 197V198L51 199V201H52V202H51V205H52V204L54 205L55 203H57V204L60 205V206H58L57 204L54 205V206L57 207V208H55V209L53 208L52 214H53V213L55 214L54 211H56L57 209H58V212H59V209L63 208V210H62V209H61V210L64 211V209H66V208L69 207V206L66 207L68 203H67L66 205H65V203H64L65 206H64L63 204H60V202H62V201L64 202L63 197H61L63 200H62V201L60 200V199H61L60 196L62 195V196H64V197H65V196L67 197V195H68V193L66 194ZM67 190H66V191H67ZM70 190H71V188H70ZM76 190H77V189H75V191H76ZM79 190H81V189H79ZM82 190H83V189H82ZM82 190H81V192L78 191L79 193L77 192V193L79 194V196H77L76 193L74 194V195H76L75 200L81 197L80 195H81V193H82ZM91 190H92V189H91ZM94 190H95V189H94ZM243 190H244V189H243ZM63 191H64V193H63ZM84 191H85V190H84ZM84 191H83V194H84L83 196H86V195H85L86 192L84 193ZM169 191H170V190H169ZM6 192H8V191H6ZM6 192L4 191V192L1 193V194H2L3 196L7 197V199H8L11 195H10V196L8 195L9 197L6 196V195L8 194V193L6 194ZM30 192H31V190L29 191V194H30ZM68 192L71 194V193L73 192V189H72V192H70V191H68ZM89 192H90V191L87 192V195L90 197L91 194H90ZM247 192H248V191H247ZM14 193H10V192H9V194H12V195H13ZM92 193H93V192H92ZM5 194H6V195H5ZM15 194H16V193H15ZM24 194H25V195H24ZM63 194H64V195H63ZM65 194H66V195H65ZM70 194H69V196H70ZM72 194H73V193H72ZM89 194H90V195H89ZM95 194H96V196H98L97 193H95ZM19 195H20V196H23V197L26 196V197H25V198H23V197H19ZM55 195H56V197H55ZM92 195L94 196V193H93ZM92 195H91V196H92ZM28 196H29V198H28ZM57 196H59V198H58L59 200L57 199L56 202H55L54 200L57 198ZM72 196H73V195H72ZM72 196H71V197H72ZM83 196H82V197H83ZM93 196H92V200L95 201L96 198L93 199ZM11 197H12V196H11ZM66 197H65V198H66ZM77 197H78V198H77ZM94 197H95V196H94ZM2 198H3V199H6V198H4V197H2ZM13 198H14V197H13ZM13 198H12V200H10V201H12V204H11V205H13V207L10 206V204H9L10 201L8 202L9 207H7V206L5 207V206H4V208H3V206H1L3 209H5V211L2 210V208H1V210H0L1 212H2V211L4 212L5 217L3 216L4 214H3V212H2L3 215L0 213V214H1V215H0V218L3 216V217L5 218V220H4L3 217L0 219V233H1V230H2V232L5 230V227H6L8 224L10 225V228H13V225H12V224L14 223L15 219L12 218L13 221H11V223H9V218H8V212L10 211V212H9V215H10V213H11V211H12V208H13V211H16L15 214H14V212H13V216H14V215L17 216V215L19 214V213H17V211H19V212L21 211V212H22V210H20V208H18V206H14V205H17V204L14 202ZM27 198H28V199H27ZM87 198H88V197L86 196V197H83V199H81L82 201H83L84 199H86V202L84 201V202L82 203L84 206L87 205L86 203H91V202H92V201H91V202H90V201L87 202V200H89V199H87ZM90 198H91V197H90ZM53 199H54V200H53ZM248 199H249V197H248ZM90 200H91V199H90ZM20 201H21V199H20ZM32 201H33V200H30L29 202H32ZM53 201H54V202H53ZM69 201H71V200H69ZM78 201H79V200H78ZM13 202H14L15 204H13ZM23 202H24V201H22V202H20V203H23ZM65 202H66V201H65ZM80 202H81V201H80ZM80 202H77V203L80 204ZM10 203H11V202H10ZM20 203H18V205H19ZM27 203H28V201H27ZM27 203H24V204H25L24 206L28 205V207L26 206V208H25L23 205H21V204L19 205L20 207L23 206V211H24L25 213H27V215H26L25 213H23V215L25 214V215H24L25 217H23V215H21L22 213H20L19 215L22 216V218H21V216H20L21 219H20V218L18 219L17 217H14V218H17V219L20 221V220H22V219L24 220V218L26 219L27 216H31V215H32V213H28V210H26V209L28 208L29 211H30V210L33 208V205H32L33 203H32L31 205H30V204H27ZM48 203H49V201H48ZM77 203L75 202L74 204H77ZM94 203H95V202H94ZM69 204H71V203H69ZM69 204H68V205H69ZM96 204H97V202L94 204V206H95ZM0 205H1V204H0ZM62 205H63V207H62ZM83 205L80 206L82 210H83V208H84ZM260 205H261V204H260ZM30 206H32L31 209H30ZM54 206H53V207H54ZM71 206H73V205H71ZM74 206L76 207V209L79 208V205H78V206H77V205H74ZM74 206H73V207H74ZM82 206H83V207H82ZM94 206L89 205L88 207H94ZM64 207H66V208H64ZM73 207H72V208H73ZM77 207H78V208H77ZM245 207H246V206H245ZM7 208H9L10 210H8ZM14 208H18L19 210H18V209L14 210ZM70 208H71V207H69L68 210H69V211H72V210H70ZM76 209H74V210L77 211L78 213H79V211H81V210H79V209H78L79 211L76 210ZM244 209H245V208H244ZM6 210H8V212H7ZM74 210H73V211H74ZM86 210H88L87 207H86V209H85L84 211H86ZM242 210H243V208H242ZM84 211H83V212H84ZM257 211H258V209H257ZM6 212H7V215H6ZM86 212H87V211H86ZM88 212L90 213V211H88ZM88 212H87V213H88ZM246 212H247V211H243V213H242V216H243V217H245V216L247 215ZM258 212H259V211H258ZM262 212H263V211H262ZM262 212H261V213H262ZM70 213H71V212H70ZM72 213H74V212H72ZM89 213H88V214H89ZM16 214H17V215H16ZM28 214H29V215H28ZM45 214L48 215V210H47L46 208H45ZM84 214H86V213L84 212ZM88 214H87V215H88ZM90 214H91V213H90ZM245 214H246V215H245ZM11 215H12V213H11ZM72 215H73V214H72ZM75 215H76V214H75ZM87 215H86V216H87ZM6 216H7V217H6ZM240 216H241V215H240ZM254 216H255V215H254ZM259 216H260V215H259ZM11 217H12V216H11ZM77 217H79V216H77ZM77 217H76V218H77ZM93 217H94V216H93ZM93 217H92V218H93ZM256 217H257V216H256ZM6 218H8V223L6 222V221H7ZM28 218L31 219L30 217H28ZM54 218H55V217H54ZM80 218H81V217H80ZM83 218H84V217H83ZM83 218H82V219H83ZM87 218H88V220H89V215H88ZM87 218H86V219H87ZM94 218H95V217H94ZM254 218H255V217H254ZM2 219H3V220H2ZM17 219H16V220H17ZM29 219H28V220L26 219L28 223H30V222H29ZM56 219H57V218H56ZM77 219H78V218H77ZM96 219H97V218H96ZM18 220H17V221H18ZM23 220H22V221H23ZM53 220H54V219H53ZM88 220H86V221H88ZM2 221H5V224H6V223H7V224L4 225V222H2ZM19 221H18V223H14V227H15V228H16V225H17V224H20L21 221H20V222H19ZM54 221H55V220H54ZM57 221H58V220H57ZM57 221H55V223H56ZM61 221H62V220H61ZM64 221H66V219H64ZM82 221H83V220H82ZM84 221H85V220H84ZM89 221H91V219H90ZM48 222H49V221H48ZM70 222H71V221H70ZM70 222H69V223H70ZM76 222H79V220H77ZM92 222H94V219L92 220ZM100 222H101V221H100ZM22 223H23V222H21V224H20L21 227L18 226L17 229L20 230L21 228H24V226L27 224V223L24 222L25 225H23L24 223H23V224H22ZM50 223H51V221H50ZM58 223H59V222H58ZM64 223H66V222H64ZM79 223H80V222H79ZM253 223H254V222H253ZM53 224H54V223H53ZM53 224H52V225H53ZM60 224H62V223H60ZM86 224H87V223H86ZM86 224H85V226H87ZM9 225H8V227H6L7 230H9V229H8V228H9ZM11 225H12V227H11ZM22 225H23V227H22ZM27 225H28V224H27ZM48 225H50V224H48ZM63 225H64V224H63ZM250 225H251V224H250ZM262 225H263V224H262ZM28 226H30V225H28ZM28 226H25V228H28V229H27V234L25 233L26 229H25V231L21 229L22 231H24V233L26 234V236L29 234L28 230L30 231V229H29ZM54 226H55V225H54ZM56 226H57V224H56ZM60 226H61V225H60ZM88 226H89V225H88ZM1 227H2L3 229H1ZM19 227H20V228H19ZM52 227H53V226H52ZM61 227H62V226H61ZM64 227H66V226H64ZM67 227H68V226H67ZM251 227H252V226H251ZM15 228H14V229H15ZM45 228H46V226H45ZM68 228H69V227H68ZM249 228H250V227H249ZM14 229H13V230H14ZM17 229L14 230V231L11 230V231H12V234H15V233H16L15 231H18ZM48 229H49V228L47 227L45 230H48ZM55 229H57V228H55ZM59 229H60V228H59ZM61 229H62V228H61ZM85 229L87 230L88 228H85ZM248 230H249V229H248ZM5 231H6V230H5ZM5 231H4V232H5ZM54 231H55V230L53 229V232H54ZM56 231H57V230H56ZM56 231H55V233H56ZM68 231H69V230H68ZM71 231H72V230H70V232H71ZM4 232H3L2 234H4ZM7 232H8V231H7ZM7 232H6V234H7ZM51 232H52V231H51ZM57 232H58V231H57ZM72 232H73V231H72ZM66 233H67V231H66ZM87 233H88V230H87ZM91 233H92V232H91ZM17 234H19V233L17 232ZM25 234H24V236H25ZM52 234L54 235V233H52ZM60 234H61V231H60ZM247 234H248V233H247ZM259 234H260V233H259ZM0 235H1V234H0ZM4 235H5V234H4ZM4 235H2L1 237H3ZM22 235H23V233H22ZM22 235H20V236H21V239L23 238ZM50 235H51V234H50ZM50 235H49V236H50ZM53 235H52V236H53ZM56 235H57V234H56ZM73 235H75V234H73ZM248 235H250V234H248ZM6 236H7V235H6ZM12 236H13V235H12ZM15 236H16V237L18 236L17 238H19L18 243H19V246H20V242H19V241H21V240H20V237H19V235H15ZM61 236H62V235H61ZM27 237H28V236H27ZM63 237H64V236H63ZM7 238H8V237H6V239H7ZM13 238H14V237H13ZM49 238L51 239V237H49ZM59 238H60V237H59ZM64 238H65V237H64ZM64 238H63V239H64ZM262 238H263V237H262ZM24 239H25V237H24ZM24 239H23V241H24ZM54 239H55V238H54ZM54 239L52 240V242L55 241ZM248 239H249V238H248ZM248 239H247V240H248ZM257 239H258V238H257ZM1 240H2V238H0V242H2V241L4 240V238H3L2 241H1ZM13 240L15 241V245H18V244H16V238L13 239ZM67 240H69V238H68ZM250 240H251V239H250ZM26 241H27V240H26ZM26 241H25V242H26ZM72 241H75V240H72ZM245 241H246V238H245ZM253 241H254V239H253ZM5 242H6V240H5L4 242H2V243H5ZM25 242H23L21 245L25 244ZM50 242H51V241H50ZM52 242H51V243H52ZM6 243H7V242H6ZM6 243H5V244H2V245L5 246ZM54 243H56V242H54ZM67 243H68V242H67ZM67 243L64 242V244H67ZM244 243H245V242H244ZM247 243H248V241H247ZM250 243H251V242H250ZM0 244H1V243H0ZM49 244H50V243H49ZM64 244H62V247H63V246L65 247ZM78 244H79V243H78ZM248 244H249V243H248ZM263 244H264V243H263ZM7 245H8V244H7ZM7 245H6V246H7ZM26 245H27V244H26ZM52 245H53V244H52ZM55 245H56V244H55ZM72 245H74V244L72 243ZM246 245H247V244H246ZM252 245H253V244H252ZM0 246H1V245H0ZM4 246H1V247L3 248ZM6 246H5V247H6ZM19 246H18V248H21V247H22L23 250H25V252H26V248H27V246H20V247H19ZM56 246H57V245H56ZM56 246H55V247H56ZM67 246H68V245H67ZM67 246H66V247H67ZM69 246H70V244H69ZM83 246H84V245H83ZM254 246H256V245H254ZM8 247H10V246H7V248H8ZM11 247H12V246H11ZM24 247H25V248H24ZM52 247H53V246H52ZM60 247H61V246H60ZM60 247L57 246L56 248H57V249H64V248H60ZM75 247H76V245H75ZM246 248H247V247H246ZM263 248H264V247H263ZM15 249L17 250V246H16ZM65 249H69V251H70V249H72V246H71V248H70V247H67V248H65ZM65 249H64V250H65ZM249 249H250V248H249ZM252 249H253V247H252ZM254 249H256V248H254ZM2 250H3V249H2ZM2 250H1V251H2ZM6 250H7V249H6ZM23 250H22V251H23ZM52 250H53V248H52ZM54 250L56 251V249H54ZM244 250H245V249H244ZM1 251H0V252H1ZM4 251H5V250H4ZM11 251H12V250H11ZM62 251H63V250H62ZM66 251H67V250H66ZM74 251H75V250H74ZM78 251H79V248H78ZM222 251H223V249H222ZM224 251H225V250H224ZM14 252H15V250H14ZM18 252H19V251H18ZM67 252H68V251H67ZM72 252H73V249H72L71 252H69V254H71ZM64 253H65V251H64ZM76 253H77V251H76ZM251 253H252V252H251ZM2 254H3V252L1 253V256H2ZM222 254H223V253H222ZM3 255H6V256H7V254H3ZM217 255H218V254H217ZM8 256H9V254H8ZM8 256H7V257H8ZM226 256H227V255H226ZM254 257L256 258L255 254H254ZM257 257H258V256H257ZM260 257H261V255H260ZM260 257H259V258H260ZM0 258H1V257H0ZM2 258H3V257H2ZM24 258H25V257H24ZM215 258H216V257H215ZM215 258H214V259H215ZM219 258H220V257H219ZM6 259H7V260H6V261H7L6 264H11V260H12V259H11L10 257H9V258H6ZM263 259H264V258H263ZM263 259L261 258V260H263ZM1 260H2V259H1ZM104 260H105V259H104ZM218 260H219V259H218ZM254 260H255V259H254ZM261 260H259V261H261ZM19 261H20V260H19ZM91 261H92V260H91ZM0 262H1V261H0ZM12 262H13V260H12ZM105 262H106V261H105ZM221 262H222V261H221ZM254 262H255V261H254ZM256 262H257V261H256ZM1 263L5 264V260L2 261ZM24 263H25V262H24ZM222 263H223V262H222ZM20 264H21V263H20ZM103 264H104V263H103ZM214 264H215V263H214ZM255 264H257V263H255Z\"/></svg>",
    "mask_w": 264,
    "mask_h": 264
}]
</instances>
